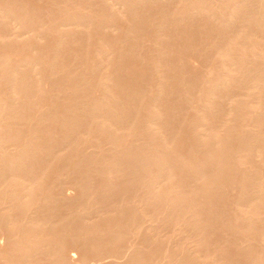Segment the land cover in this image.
I'll use <instances>...</instances> for the list:
<instances>
[{
  "label": "bare ground",
  "instance_id": "6f19581e",
  "mask_svg": "<svg viewBox=\"0 0 264 264\" xmlns=\"http://www.w3.org/2000/svg\"><path fill=\"white\" fill-rule=\"evenodd\" d=\"M0 1H1L0 2V68H1L0 70L3 71V72H0V74H2V77H1L2 82L0 81V83H2V87H0V89L2 88V90L0 91V93L6 95V96H4V95L0 94L2 97L6 98L4 100L5 102L3 103V101H2V103L0 104V133H1V135H0L1 136L0 137V201H2L3 199H5L4 201H7L6 198H8V200L11 203L10 205H13L12 203L14 202V205H17L15 207L19 208L21 206L18 210L23 208L25 213L26 212L29 213V208L31 206L34 207V208L30 209L31 212H33L34 209L38 208V210L36 212L34 211V213H32V217L29 215L30 218L27 217V215H28L27 213H26V216L22 215V214H24L23 210H21L23 213L21 211L20 212L17 211L18 214L21 213V216H23L22 220L25 217L29 218V219H28V221H26V219H25L24 222L19 221L22 223V226H23V227L21 226L22 227L21 229L23 230V234H18V232L17 231L16 232H17L19 238H21L20 237V235H21V236H24L25 240H22L23 242L20 241L22 243L18 242V244L16 246L17 247L19 246V248H17L18 250L15 249L16 255L15 254H14L15 256L11 255L15 259L17 258L16 260L13 258L14 260L10 261V259L12 257H10V256L8 257V255H10V252H12V250H14V249H11L12 245L13 244L15 245L16 243L12 242L11 243L12 245L11 244H10L11 246L9 245L11 248L7 244V246L11 250L10 252H8L9 254L6 252L7 258H10L8 260L9 264H10V262H11V264H20V263L23 264L22 262L24 261V258L22 261H20L18 259L19 255L21 256V255L25 254L24 256H26L28 254H31V253L26 254L27 252H34V254H35V252H38L39 248L42 249L43 246H45V247L47 246L46 248H48L50 246L49 245L50 242H53V241L47 240V239H49L48 236H47V239L45 237L46 241L44 240V242L35 241L33 239L36 236H37L36 238H38V235L40 238L41 233L47 232V235L49 233H51V235H50L51 237H53V233H55L54 234L55 235L54 238H55L59 234L56 231L57 229L61 230V229H65L66 227H67V229H69L68 228V226H69L70 228L72 227V229L74 231L75 229L73 228V226H76V227H77V225L81 226L80 225L81 223H79L77 225H74L72 223L76 218L80 219L79 216H81V218L83 220V217L80 213H78L80 215H78V217H77V215H76L77 212H75V210H73L74 213H71L70 211H68V209H69L68 207L64 208L62 206V204H63L62 203V204H60L62 206L61 210H62V208H64L63 212H66V215H65L62 211H60V205H56V203L58 202L57 200H59V199H60L59 202L61 203L62 202L61 198H66V199L68 198L69 199L70 197H68L69 195L67 196V192H68V190L70 191V189H71V191L72 190H74V191L78 190L80 192L82 191L81 193H83V194L85 193L84 196H86V194L88 193V190L86 191L87 192L86 193L85 191H83L86 189H83V190L78 189L84 185L83 182H84V179L86 177H80V179L77 180V182H76L75 179L78 178L77 177L78 175L76 176V178H74V180H73V177H75V176H72V179H71V180H73L72 184L68 183V181H65L68 183V185H66V184L65 185L64 184H54L53 183V185H55V188H56V189L53 188L54 190L52 188L50 189L51 186L49 187L46 185V183L48 181L45 182V179L50 178V176L54 172L53 171L51 173L50 172L51 169H49V167L51 168L52 162L55 160V158L58 155L61 154L62 151H65V152L70 151L69 154L73 155L72 153L78 152L79 148H83L81 146H84V145H81V144H83V142L85 144L86 143L85 141H87V139L89 140V136H92L95 140L98 138V136L101 137L99 134L104 135L102 138H103V140L104 139L106 140V142L108 144L106 146H109L110 150L112 149L111 152L120 151V150L116 151L115 149L121 148L120 146L125 144L127 141L129 143H131V147H132L133 146L132 144L134 142L132 143L130 138L132 136H135L137 134V132H139V131L140 132L143 131V132H141L142 136H141L140 132H139V135H136V136H138V138L143 137L145 139V143L146 142L149 143V144L146 143L145 144L146 146L151 145L152 142L153 143L155 142V144L157 145L159 150L157 147H155L156 145L153 144L152 147L150 146L147 148H150L151 150L154 149V151H152V153L154 152L153 153L154 155L150 157V155L152 153L150 152L151 154L150 153L148 154L149 149L146 151V154L149 155L148 158L150 157V162H151V159L154 158L153 161L151 162V163H153L152 164L153 169L151 170L150 173H147L148 174L147 176L143 175L144 173L142 175H140L141 176V178H140L141 183H142L141 180L146 176L144 179V184H142V187H144V188L141 191V192H143V191L144 192L142 193V195L140 192L141 196L139 195L140 198H137V199H139L138 201H137V199L135 200L136 197H134L132 199V201H135L136 203L137 202L141 203L140 202L141 199H142L143 203H146V202H148V201H146V199H148L149 200L148 203L152 204V205H149V206H152L151 208H153L154 205L159 206L162 204L164 205V207H166L167 204L170 203L169 202L170 200H166V199H169L170 197H171V199H172V197H173V199H175V197L177 195L179 196V198L176 197L177 201L179 199H181L180 201H183V202L188 200L187 204L190 205L189 200L192 201V199H196V198H193V193L191 192L192 189L194 191L197 189L199 191H202L204 188H207L208 184H210L211 182H214V181H211L212 179H209L211 177L208 178L206 175L213 177L215 175L218 176V173L221 172L220 171L221 169L220 170L218 169L220 167L219 163H218V162H220V160L218 159L219 161L218 160L216 161L215 158H218L217 156L222 157L224 155V152L227 153V151H228L231 153L234 150L231 154L225 153L226 156L228 155L227 158H225L226 157L225 155L223 158H221V159H223L222 161L224 162V163H221V164H223V168H224V166L226 168L227 165L230 163L232 165V167L230 166L232 169L228 165L227 169L230 170L228 172L231 173V170L234 171V173H231V174L229 173L228 174L229 176L227 175V173H228L226 171L227 169L225 170V172H223V174L221 173L222 175L226 174L228 177H231L230 179L229 178L226 179L227 177H226V175H224V177L222 176V178H224L222 181L229 180V182L228 181H226V182L224 181V182L226 183L227 186H230L229 183H232V181L235 180V183L237 182V184L239 185V186H237L235 184L237 187H239L237 190L239 192L238 196L236 193L237 191H235V192L231 191L234 194V196H235V194L237 196V197L235 196L236 199L232 196L233 197L232 200L235 199V201L233 202V204H231V205H233V206H231V208L232 207L234 208V209L232 208L233 210H231V211H232V214L235 211L236 214L234 213L235 215H232V218L237 219L236 220L237 222L236 221L235 222L238 223V225L232 224V223H234V220L233 221L229 220V222H230L229 224L232 225L233 230L237 227L238 229L236 228V230H235V231H237V230H239V228L242 227L241 223L243 224V226H245V224L249 223L248 225H250L251 227L245 226V227H249V229H247V228L242 229L241 228L242 231L239 230L240 232H243L245 234L246 232L244 230H253L252 229L253 226L251 224H255V222L252 223L249 221H253L255 217L258 219V221L260 218L263 219L264 215H261V214L264 213V210L262 211V209H264V179H263L264 178V0H98V1L95 0L97 3L99 2L97 4L98 8L95 7L96 11H98V9H99V11H98L99 14L97 15L96 18H94L95 16H93L94 8H93V10L90 8L92 10V13L89 12V10H90L89 8H87L88 9L87 13L84 11V9L86 8L87 5L85 6V4H83V5H81V4L85 3V0H83V2H82V0H80V2H82V3L81 4L79 3L80 7L82 6L84 8V6H85V8L83 9L84 12L82 11V9L80 10L79 7H77V6L75 7V5L78 4V0L76 2H75V0H73L72 4H68V3H71L69 1H68V3H66L65 1H67V0H65V1L61 0V2L63 1L61 5L66 3V4H68V6L70 5L69 7H73L71 5H74V2L76 3L74 5V7L71 9V10H73L71 12V14H69L71 11L70 8L69 9L66 8L68 6L63 5L61 7V5L59 4L60 6L57 5V6H59L57 8V6L54 5L55 2L52 4V2H53V0H52L51 5L52 6L54 5L53 7L50 6L52 9L57 8V9H55V11H59L58 9L60 7H61L60 9H64V6H65V8H66L65 11L61 10V14L59 15V13H58L57 14L58 16H55L56 13L54 14V12H55V11H53L54 9L51 10V8L49 7L48 9H50V10H45V11L51 12V13L48 12V14H49L48 16H45V14L47 15L46 12L41 13L42 15H40V12H39V14H36L39 16V18H42V19H38V18L36 19V17H38V16H36L35 14H32V17L34 15L36 16V17L34 16L35 18H30L32 9H30L28 7H27L28 8L27 9L26 7H24V5L21 4V2H20V4L22 6L18 5L19 2H17L16 6L11 7V5H9V2H10L9 0H8L9 2H7V0H3L4 3L5 4L8 3L7 5H9V6L5 5L4 3L2 5L1 3L3 1L2 0H0ZM12 1H14V0H11V2ZM87 1H86V3H87ZM95 1L92 0L93 3H95ZM14 2H12L10 4L14 5L15 4ZM56 2H57V0H56ZM61 2H59V3H61ZM89 2H91V0H89ZM93 3H91V4L87 3V4L90 7V5H92ZM57 4H58V2H57ZM172 4L174 7H172ZM95 5H96V3H95ZM168 5L170 6V8ZM20 6H21V8H24L23 11L20 10ZM92 6H94V5H92ZM167 6L170 10L168 8L167 9L165 8ZM217 6H218V8L214 9ZM16 7H18V8H16ZM171 7L173 9H171ZM75 8H76V10L79 9L80 11H78V12H80V13L74 12V11H76ZM67 9L69 10V12L68 11L66 12ZM87 9H85V10H87ZM25 10H27V11L29 10V12H30V13L28 12L29 15L27 14V12H24ZM35 11L36 10H34V12ZM52 11L54 14L53 16H55V17L51 16ZM96 11H95V13L97 14ZM37 12L38 11H36V13ZM32 13H33V11H32ZM44 16L46 18H44ZM121 21L125 22L123 28L124 27L125 28L127 27V28H126V30H125L126 32H125L124 29H122L120 26H118L121 28V31H124L125 33L124 32L120 33V36L122 34H124V36L123 35H122V37L119 36L118 38H122V40L121 39H120V41L118 40L119 43H121V44H119V43L116 44L117 41L115 42L114 40H117L118 38L115 39L114 35L115 34L118 35L119 31H118V33H116L117 29H118V28H116L117 27L116 26L115 27L116 32H115L114 25H115V23L119 24V22L122 24ZM196 21H198L197 26L196 25L194 26V23ZM125 24L128 26H125ZM190 24L193 27H191ZM181 25H183V27H185V30H183V27H180ZM184 25H186V26L189 25L190 29L187 28L188 26L186 27ZM120 28H119V30H120ZM181 28H182V30H181ZM186 28L188 30H186ZM113 30H114V32H112ZM184 31H186V32H184ZM40 32L42 34L45 33L44 34L45 37H46L47 33H48L47 34L48 36L50 35L49 37L51 39L48 36H47V39L44 38V39H46L45 40V42H47L46 44H41L42 34ZM100 32H102V34H103V32L104 33L108 32L109 36H110L109 32H111V34L115 33L114 35H111L112 38L114 39L112 41H114V42L110 41L111 37L108 39V37H105L106 35H104V34H103L104 35V37H103L104 42H103L102 41L103 39H101L102 36L99 35ZM187 32H189V34L191 32L192 33L189 35V34H187ZM38 34L39 35L41 34V37ZM96 34L101 36V38L99 39L98 38L99 36L97 37ZM48 38L50 39V41ZM105 38H107L110 42H108L107 39L105 41ZM47 40L51 44V46L49 45L50 47L47 45L48 44ZM108 43H113V47H117V46H114L115 44L119 45V50L117 48L114 49L112 47V44L110 46V44H108ZM145 43L149 44L148 46H150L151 49L149 47H147L148 48L147 49L145 46L147 44H145ZM41 45H43V47ZM45 45H47L46 47H49L50 51L47 50L48 48L47 49L44 48ZM18 46L19 47L21 46L24 48L22 51H24L25 54H24V52L23 53L20 52V50H16L17 53L20 52L19 54H21V55L23 54V55L20 56V58L18 56V58L21 60L18 61V59H17L18 62L15 63L14 65H12V63H14L16 61H14V59H12L10 57L12 55H14L16 57L17 53H15V54L13 53L11 56L9 55L10 57L8 56V53L10 52V54H11V51L13 49L15 50L14 47H16L17 49H20V48H18ZM34 46L35 47L41 46L43 49L41 47H40V49L38 48L40 51H43L44 49L46 51H48L49 56L48 57L46 56V58H45V59H48L47 61L44 59L41 60L40 58H37L35 56L30 55L32 53V47H34ZM144 48L147 49L148 51L150 49V51L148 52L146 50L145 53H142L143 51H145ZM116 49L118 51H116ZM33 50L37 51V50H35V48ZM16 51H13V52H16ZM46 51L44 53H47ZM48 53L45 55H48ZM35 55H37V54H35ZM40 55H42V54H40ZM40 55L38 57H40ZM180 55L182 56V58L185 57V55L190 56L189 57L190 59L192 57L191 60L189 59L190 61H192L194 59L193 60L194 62L195 61L196 62L197 61L203 62L204 64L200 62L202 65L201 69L205 68L204 69L205 71L203 72V74H202V71H203L202 70V71H200L201 75H199L200 73L197 71L198 67L196 68V71L198 73H196V74L194 73L195 69L193 70L191 68V67H193V66H191V64L194 65V63L192 61V63L188 64V66L192 69V70L191 69L190 70L193 73H191V71L189 72L188 71L189 69H188L187 70L188 72L187 71L186 72L189 73L188 74L189 76L186 75L185 71H184V70H186V68L185 69L183 68L186 65H183L185 62L182 64L183 61H181L182 59H181ZM8 57L13 60L12 63H10V62L8 63V61H10V60H8ZM41 58H42V56H41ZM187 59L188 58L186 56V58H185L186 62L189 61ZM189 62H187V63H189ZM9 64H11V65H9ZM135 64L138 65L137 67L136 66L135 67L139 70H140V68H138V67L142 66L141 67L142 69H144L143 67H145V69H144L145 71H147V72H148V70L150 71L151 75H150V73L147 74L149 78L151 77L150 82H148L149 84L147 82H145V86L148 84L149 85L148 87H150V89L147 86H146L147 89L145 88V86H141V84L144 85V83H143L144 81H142L140 84L138 83V82H140L139 79L140 80L143 79L140 76L141 74H139V75L137 74L138 76H136V78L140 77L138 80L134 77V75H132L133 79L136 80L135 82L137 83L138 86L134 85L132 83L133 80H132V82H130L132 79V76L130 75L131 69L128 70L127 66L131 65L132 71H133V68H134L133 65H135ZM182 65H183V67L181 68ZM11 66H13V67H11ZM188 66H187V68H188ZM146 68L148 70H146ZM163 68H164V70H163ZM137 69H136V73H137V71L138 72L144 71V70L139 71ZM128 71H129V73H128ZM134 71H135V68H134ZM109 72H110V74H109ZM147 72H145V73H147ZM136 73H134V74H136ZM190 73H191V76H190ZM127 74H129V76L131 78L126 76ZM131 74H133V73L131 72ZM142 74H143V72H142ZM144 74H143V76H144ZM193 74H195L196 77L198 75V77L197 78L195 77L194 80L192 79V76L194 78ZM185 75H186V77H185ZM187 77H191L192 80L191 79L187 80V79H189ZM1 78H0V80H1ZM123 78H127V79L129 78L128 80H130V81L124 79L125 80V82H124ZM185 78H187V79H185ZM43 83L51 84L52 88H50V90L53 89V93L47 94L48 90L44 89L45 86ZM0 86H1V84H0ZM42 87H43V90H45V94H46L45 96L42 93ZM231 87H234V90L235 89L238 90L239 94L237 91H236L237 93L234 91L235 93H233V94L234 95L238 94V95H235V96L231 95L232 89H233V88L231 89ZM47 88H48V86H47ZM144 88L147 90V94L144 91ZM229 88L231 89V90H229V91H231V94L230 93L228 94L229 91L228 92L226 91ZM2 91H4L5 93H3ZM148 91H150L149 94H148ZM225 91H226V94L231 96L227 100H225V101H227V103L224 102V103L228 104V105H226V106H228L227 107L228 109H226L225 107L223 108V110L225 111V114H223L224 111L221 112V114H220V111L215 113V110L218 111L215 108H218L217 104L220 103L221 100H223L221 95L223 93L225 94ZM143 93H144V95H149L146 97L147 100H144V99L142 100ZM226 94L224 95L225 97L227 96ZM43 96L45 98H46V96L48 97L47 102L43 101ZM4 98H1V99H4ZM218 99H220V100L218 101ZM144 101L145 102L147 101L145 105L143 104L145 106V108L144 107L141 108L140 111H141L142 116H143L144 112H142V111L145 109L146 114H145V116L142 117L141 113L139 111V109H140L139 107H140V105H142V104H140V102L144 103ZM194 101L197 103V104L194 103L197 106H194V104H193ZM215 101H217V104L215 103L216 105L214 104ZM180 102L184 103V104H181V107L179 105ZM43 103H46L45 104L46 106H44ZM191 103L193 105H190ZM222 103L223 102H221L220 104H222ZM220 104L218 105L219 107L222 106ZM177 105H179V107H177ZM182 105H183V107L189 105L190 107H187V109L188 108H190V110L193 109L194 114H195V115L191 114L192 111L191 112L189 111L190 112L189 114H191V115L188 114L190 119L192 118V121H193L192 122V121H190V119H188L189 122L191 123V124H189V122H188V126L191 125V128L189 127V129H190V131L192 129V132L195 135V138L197 139V141H196L195 138H193L194 135L191 137V138H193L194 143L198 142V140H199L198 143L203 142L204 144H206V140H207V142L209 141L208 144L210 143L209 146H206L207 148L208 147L210 148V146H211V149H209V148L207 149L208 151L205 150V148H206L205 146H203V147L199 146L202 148L205 147L203 150V151H205L203 153L204 156L214 155V153L216 154V152H214V151H217V150L220 151L221 150L220 149L221 144L227 141V139L223 138L222 136L229 137L230 139H232V142H234L236 144L239 141L238 138H240L241 135L244 134V136L242 137L243 139L240 138V140L241 139L243 140V141L241 140L242 142L239 141L238 145L237 144L235 145L232 143L233 145L236 146V147H233V145L231 146V148H234V149L230 150L231 148L229 147V149L227 151H226V149L224 151V148H225V145H224L223 151L221 150L223 155L218 154L220 152H217V155L214 156L215 158L211 157V159H209V156L208 157L206 156L208 159H203L205 157L201 156L202 153L199 151V156L203 157V158H200L199 156H197V157H199L200 161L202 159L205 161L206 160L212 161L214 159L212 161V163H214V161H215L218 163V165L213 166L211 164V166H213L214 169L217 166H219L217 168L219 172L217 171V169H216V171L218 173L216 171H214V169H213V170H211L212 174H206V173H208L209 167L211 168V166L209 165V163L207 164L208 161L205 162L208 165L207 166L205 163H203L204 161L202 160L203 161L202 164H199V165L203 166L205 164L207 166L206 167L207 170L204 166L203 167L204 170L202 171L203 168L200 169V167H202V166H199L196 169H198V170L200 169L201 171H198L195 169V171H193V174H194V172L197 171L195 176L191 173V171L189 173H187V176H189V177L194 176L195 179H193L191 177L190 181L191 180L192 181L197 180L198 177H199L198 180H200V179H202L201 178L202 177L201 172L207 171L206 173L205 172L203 173V174H206V175H204L205 179L203 177V180H200V181L206 180V182H208V184L204 183V185H202L203 184V182H202V184H200V185H202V190L200 188L194 189L190 186L191 187V191H190V187L187 186L189 188L188 189L189 192L192 193L191 199H190L191 194H189V192L188 193L186 192L188 194V195H186V193H185L186 188L184 186L185 191L183 189L184 192L181 191V194L184 193L187 196V198L190 195L188 199L186 198L185 195L183 196L186 199L185 201L183 200L182 195L180 193L179 194L177 193V192H179V189L177 191V188H179L177 185H176L177 186L176 190L174 189L176 191V194H175L176 196H172V195L170 196V192H171L170 190L171 189H172V191H174V190H173V188H168L170 186H174L175 182L172 180H176L174 178L179 176V174L183 173V172H180V170H179V167H180L178 165L179 162L183 163L182 169L183 168L185 169L187 167L186 164H185L186 167L184 166L185 162L188 163V165L191 162L190 160H185V159H184L185 160V162H184L183 158L182 159L179 158L180 160H179L178 164H176L175 160H177V159H175V157H173V156H170V155L174 154L177 158V155L180 154L179 153L176 155L175 152L177 150L174 148V146L173 147H171V146H172V143H173L175 137L178 134V131L181 129V128L179 129V127H182V129H183V126H180L183 124V123L180 124L181 121L182 122L185 121V123L188 121V120L186 121L187 117H184L185 120H183V118L181 117L182 115H184L186 113V112L184 113V111L183 112L181 111V110H183V109H181V108H183ZM178 111H180V112H178ZM181 113H182V115H180ZM217 113H218L219 119L216 120V118H218V117H216ZM192 115H194L195 120H193ZM214 115H216L215 116L216 118L213 117V119L212 118L209 119L211 116H214ZM185 116H187V114ZM139 117H141V119ZM137 120L141 122V123L140 122L139 123L141 124L143 130L141 128H140V130L138 128H137L138 130L136 128H134L135 130H133V131H135V132L137 131V132H136V134H135V132L133 133L135 135L130 136L129 134L131 132H133L132 131L133 127H136V121ZM209 120H212V122H213V120H215L214 121L215 124L212 123L211 121L210 122L212 124L209 123ZM216 121H218V122L216 123ZM139 123L137 122V124H139ZM140 124L137 125V127H139ZM212 125H213V127H212ZM214 125L217 127H214ZM184 127H185V124H184ZM221 130L226 131V133L227 132L231 133V135L233 133H235V134H233L234 135L233 137H236L235 141H234V138L227 133L229 136L227 134L221 135V138H223V140L226 139V141L223 142V140L220 139V134H219L221 132ZM55 131H57V132L55 133ZM182 131L183 130H180V132L178 134L179 137H180ZM93 132H95V133H93ZM192 132H189V133L191 134ZM237 133H238V135H240V137H238V135H236ZM248 133H249V135H248ZM245 134H247V136ZM128 136H129V138H128ZM136 136L134 137L135 139L133 138L135 140V143H136V140H138V142L140 143V144L139 143L138 144L141 145V146H137L138 148L136 147L137 144L135 145L136 149L138 150L139 148L144 146L143 145L144 139L142 140L143 142L141 140L139 141L140 138L136 139L137 138ZM178 136L176 137V139L178 138V140H179ZM176 139H175V142H176ZM90 140H91V142L93 141L92 139H90ZM90 140H89V142H90ZM105 140L102 142H105ZM236 140H237V142H236ZM100 142H101V140H100ZM175 142H174V144H175ZM88 143H86V144H88ZM94 144H97V145H95L96 146L95 148H94V146L91 147L92 149L94 148V150L97 149V147L99 148V146H101V145H99L98 141L96 143H94V141H93V144L91 143L90 146H92ZM204 144H202V145H204ZM79 145H81V146H79ZM129 145L127 144L126 148ZM196 145H199V144H196ZM87 146H89V145H86V147ZM90 146L88 148H90ZM9 147L10 148L13 147V149H11V150H13L12 151L13 153L10 152L11 150L9 149ZM86 147L84 146V148H86ZM124 147H123V149H124ZM153 147L157 148L156 150L158 151V154H155V152L157 153V151H155V148H153ZM196 147L197 146H195V148ZM199 147H197L198 150L202 151V149ZM226 147H227V143H226ZM107 148H105V149L107 150ZM212 148H213V150H212ZM6 149L9 150L10 154H6L7 153V152H5ZM76 149H78V150H76ZM100 149H102V148H100ZM169 149H171V150L169 151ZM97 150H99V149H97ZM127 150H128V152L126 154H129L130 156L133 152H134V154H132V155L136 154L134 149H130V152L134 150L131 153H129V149H126V151ZM151 150H149V151H151ZM173 150H176V151L173 153ZM193 150H195V149H193ZM198 150H197V152H198ZM71 151H73V152L71 153ZM83 151H85V150H83ZM107 151L109 152V150H107ZM126 151L124 150L123 152L125 153ZM79 152L82 155L81 150ZM100 152H96V153L98 154ZM108 152H107V154H109V155H111V154L115 155L116 154L115 152L114 153H108ZM141 152H144V149H143V151H141V149H140V153ZM164 152L165 153L168 152L166 155L170 154V152L173 153V154L168 155V156H170V157H168L169 159L167 158V160H166V158H165L166 164H164L165 160H163V155H164L163 153ZM206 152H209L210 154L212 152H214V153H212L210 155L209 153L206 154ZM66 153H64V155ZM118 153L119 154L121 153L120 155L123 156L122 151H120ZM187 153H186V155H187ZM88 154H91V153H88ZM142 154H144L146 156L145 153H142ZM125 155H124V157H125ZM137 155H136L137 158H136V156L134 158L139 160L140 154L137 153ZM166 155H164V157H166ZM192 155H191V157L194 156V155L193 156ZM195 155H198V154H195ZM65 156H68V155H65ZM79 156H80L79 154H77V156L75 154V156L73 155L72 157H75L74 159H76L77 157L80 158ZM95 156L92 155V157H95ZM115 156H112V157H115ZM118 156L119 155H117L116 158ZM121 156L119 157L120 159H118V158L116 159V158H112V157L111 158L113 160L116 159L115 160V163H116L117 160H120V162L122 159L124 160V158L121 159ZM145 156H143V158H145ZM154 156H156V157H154ZM194 157H196V156H194ZM194 157H193V159H194ZM84 158H86V156L85 157L83 156L82 159L80 158V160H82V162H83ZM97 158H99V157H97ZM171 158L173 160L175 159L174 162L170 161ZM184 158H186V157H184ZM112 159L110 161V162H112V165L104 162L105 167H107V164L109 165L106 168V170L103 169L108 174L105 171H102V172L106 173V174H103L101 172L98 173V174H101L100 176H102V174H103V176L105 175V177H106V178L104 177L105 179H103V177L100 178V179H103L104 182H105V180H107V176H109V178H110L113 175H115V173L112 175L111 174L112 172H110V171L114 172V170H110L108 168L113 167V169H115V172L117 170L116 168H118V166H115V167L113 166L115 163L112 161ZM131 159H132V156H131ZM135 159H134V161L138 162ZM141 159H142V156H141ZM195 159H197V158H195ZM224 159H226V160H224ZM76 160L79 161V159H76ZM123 160L121 162L122 165H123ZM181 160L183 162H181ZM89 161H88V164H89ZM124 161H126V158ZM127 161H128V158H127ZM134 161H132V162H134ZM145 161H147V160H145ZM145 161H142V163ZM200 161L197 160L195 162V166H196L197 162H200ZM226 161H228V164L225 163ZM172 162L175 163L176 166H174V165H173V167L170 166V165H172ZM192 162H193V160H192ZM78 163L75 161L74 165L75 164L78 165ZM93 163H95V161ZM118 163H119V161H117V164ZM142 163L140 162L141 165H137V164H135V165H137L136 166L137 168H138V166L142 167L144 165V163L143 164ZM217 163H215V164H217ZM79 164H81V161ZM95 164H97V163H95ZM98 164L102 166L101 163H98ZM117 164H115V165H117ZM145 164H149V162L148 163L145 162ZM74 165H73V167H75ZM81 165H79V166H81ZM125 165H126V163L124 164V167H125ZM129 165L130 164L128 163V166ZM132 165H133V163H131V167H132ZM135 165H133V166H135ZM180 165L182 166V164H180ZM191 165H192V163H191ZM53 166H54V164H53ZM79 166L75 167V168H78V171H79ZM90 166H89V168H90ZM97 166L98 165H96V168H97ZM193 166H194V163H193ZM119 167H121L120 164H119ZM148 167L145 169L148 170ZM176 167L179 170V171L178 170L177 171L180 173L176 174V176H175V173H178L175 170V169H177ZM221 167H222V165H221ZM82 168H84V167H82ZM82 168L80 167L81 170H82ZM98 168H99V166H98ZM101 168L102 167H100V169ZM121 168L123 169V167H121ZM142 168H144V167H142ZM142 168H141V170H142ZM171 168L175 171V173H174V171H172ZM190 168H192V167H190ZM190 168L188 170H191ZM128 169H130V168H128ZM134 169H136V168L134 167ZM145 169H143L144 172L147 171ZM107 170H109L110 174ZM188 170H187V172H188ZM192 170H194V167ZM82 171H84V170H82ZM119 171H123V170H121L119 168ZM119 171H118V173H119ZM132 171L135 172V170H132ZM136 171L137 172L139 171L140 174L142 173V171H140V169H137ZM223 171H224V169H223ZM48 172H50V176H48ZM213 172H216L217 174L214 173L215 175H213ZM172 173H173L174 178H171ZM190 173H191V175H190ZM209 173H210V171H209ZM86 174H87V172H85V175ZM54 175L56 177L58 174L57 175L54 174ZM116 175H118V174H116ZM182 176H184V175H182ZM238 176H241V178H239ZM218 177H217V179H218ZM137 178L139 179L138 175H137ZM207 178L210 181H208ZM58 179H57V181L59 182L60 179L59 180ZM217 179L214 178L213 180L218 182L219 180H217ZM53 180H54V178H53ZM71 180H69V181H71ZM107 181H110V180H107ZM185 181L187 182L186 178H185ZM200 181H198V182H200ZM220 181H221V179H220ZM167 182L169 185L167 184ZM198 182H197V184H198ZM44 183L46 185L45 186L46 188L49 187L50 191L53 190L52 192H56V193L54 195L51 192V194H53V195H51V194H49L50 192L48 191L49 195H47V193H45L47 195L46 196L42 192L43 196H46V197L43 201L44 204L40 202V204L44 205V206L41 207V205H40L41 209L39 211V207L35 208V205L38 203V201L37 200L33 201L34 197L32 198V195L34 194L35 191L39 192L40 190L41 191L44 190L45 189V188L43 189ZM214 183H215V185L213 183H211V184H213L214 186L220 185V183H218V185H216V182H214ZM47 184L49 185V183H47ZM50 184H51V182H50ZM105 184H107V183H105ZM105 184L101 185V186L105 187V191L103 190V193L108 190V187L106 188ZM170 184H172V185H170ZM184 184H185V182H184ZM194 184H195V181H194ZM205 184H206V187H205ZM53 185H52V187H53ZM130 185H132V184H130ZM138 185H140V184H138ZM164 185H165V187L168 186L167 188L170 189V190H168L166 188L167 192L170 191L169 193H166V191H164L165 190ZM213 185H212V187H214ZM222 185H225V184H223V182H222ZM235 185L233 184L234 189L237 188V187H235ZM107 186H108V184H107ZM109 186H111L110 183H109ZM233 186H231V187L233 188ZM86 187H88V186H86ZM103 187L102 188L99 187L101 189L100 193L102 192V189H104ZM208 187H209V185H208ZM231 187H229V188H231ZM81 188H84V187H81ZM209 188L207 189V191L210 192L211 188L210 189ZM140 189H141V187H140ZM47 190H48V188H47ZM47 190L45 189L44 192H46ZM162 190L165 194L164 193L162 194ZM41 191H40V193H41ZM78 191H76V192H78ZM197 191H195V193ZM205 192H206V190H205ZM198 193H200V192H198ZM203 193H204V191H203ZM203 193H201V194H203ZM70 194H72V193H70ZM107 194H109V193H107ZM88 195H89V193H88ZM88 195H87V197H88ZM168 195L170 196L169 198L167 197ZM194 195H196V194H194ZM81 196L79 198H85L84 196H82V197ZM89 196L90 197L92 196L91 192H90ZM141 197L145 198L146 202ZM12 200H13V202H11ZM40 200H42V199H40ZM79 200H81V199H79ZM90 200L91 199H88V201H90ZM165 200L168 201L167 204H164V203H166ZM4 201L0 202V204H2V203L5 204ZM36 201H37V203H36ZM66 201L67 200H65V202L63 204L64 206H65ZM84 201L87 203H84L83 201L78 202L84 206H82V208H81V206L79 204L78 209H77V207L75 208V209H77V211L79 210V208H81L80 210H84V208L86 207L85 205L88 204V201H86V199ZM174 201H176V200H173L171 203L174 204ZM129 202L130 201L128 199V203ZM131 202L129 204H131ZM193 202H191V203H193ZM178 203L182 204L179 201H178ZM7 204H9V202ZM30 204H31V206H30ZM32 204H35V205H32ZM38 204H37V206H38ZM173 204H169V205H173ZM184 204H186V203H183V205H181V206L178 205L179 208L181 207L180 213L183 211L185 212L186 207H184ZM10 205H8V206H10ZM133 205H135V204H133ZM138 205H135V207H138ZM3 206H5V205H3ZM130 206H132V205H130ZM139 206H142V205H139ZM146 206H148V204ZM182 206L184 207V209ZM143 207H144V205H143ZM172 207L173 206H170V210ZM191 207L189 208V206H188L190 212H191V210H190ZM5 208H6V206H5ZM8 208L9 209L13 208V211L16 210L12 206H10ZM155 208H157V207H155ZM155 208L153 209V211H155V213H157L158 211L156 212ZM160 208L162 210L160 212H163V211L165 212V209L167 210V208L162 209V207L159 206V209ZM175 208H176V205H175ZM2 209H4V207ZM58 209H59V212H57ZM144 209H146V207H144ZM176 209H178V208H176ZM176 209H174V210L177 211ZM0 210H1V208H0ZM148 210L147 211L145 210L144 212L146 213V212H148ZM168 210H169V208H168ZM170 210L168 211V213H169V214H167L168 216L170 215ZM71 211H72V209H71ZM86 211H87V209H86ZM128 211H132V207H131V209L129 208ZM172 211H173V208H172ZM172 211H171L170 217H168L167 220L168 219L170 220V218L172 219L171 216H173L174 220H175V219H177L176 218L177 216L181 215L178 213L179 211L178 212L173 211L174 214ZM37 212H38V214H36ZM60 212H62L63 216H62V214L59 215ZM78 212H80V211H78ZM84 212H85V210L82 213L85 214ZM134 212H136V211H134ZM190 212H188V213L190 214ZM259 212H260V214H259ZM2 213L4 215L3 211H2ZM150 213L151 212L146 213V215L148 216V214H150ZM166 213H167V211H166ZM34 214H36V216ZM122 214H124V212ZM141 214H143V212L140 213V215ZM152 214L153 213H151L150 216L155 215V214H153V215ZM175 214H177V215H175ZM186 214H187V212H186ZM118 215H120V214H118ZM127 215L129 216V214H126V215L124 214L122 216L126 217ZM146 215H143V216L146 217ZM157 215H159V214L157 213ZM157 215H155V216H157ZM258 215H259V217L260 216L261 217L259 218ZM74 216H75V218H74ZM130 216H132V215H130ZM234 216H236V218ZM1 217L2 218H0V223L3 224L4 222H1V220H5V219H3L5 216L1 215ZM86 217L88 218L87 215H86ZM132 217L130 219H132ZM134 217H136V216L134 215ZM144 217H142V219ZM180 217L184 218V216H179V218H178L179 220H180ZM6 218H9V217L6 216ZM18 218H17V220H18ZM127 219L129 220V218H127ZM156 219H158V218H156ZM159 219H160V217H159ZM229 219H231V218H229ZM9 220H13V219H9ZM19 220H21V219H19ZM82 220L80 219L79 221H82ZM136 220H138V219H136ZM174 220H172L171 224H169V225H171V227H174L173 226L175 224V223L173 224V222H175ZM25 221H26V223H25ZM75 221H77V220H75ZM140 221H141V219H140ZM178 221L176 222L177 227H179ZM191 221H193V220L191 219ZM191 221L189 220V222H191ZM262 221H264V220H261V222H260L261 224L264 223ZM130 222H132V221H130ZM150 222H151V224H152V222H154V221H151V217L146 218L144 220V225L142 224L143 226L142 225L141 226L142 227H144V226L149 227ZM239 222H241V223H239ZM5 223H6V220H5ZM11 223L12 222H10L9 223L10 225H9L7 222V224L9 226L6 228H7V230L11 229L8 231V233L11 232V234L14 235L13 232H15V230L12 231L13 228H11V225H12V227L13 226L15 227L16 225L14 223H16V222H14L13 224H11ZM86 223H88V221L84 222V224H86ZM184 223H185V221H184ZM256 223L259 224V222H256ZM7 224H3V225L7 226ZM84 224L82 223V225H84ZM261 224H260V226L262 227L261 229H260V226H258L259 230H260L259 231L260 236H258L257 229H255L254 227H253L254 228L253 232L254 233L256 232V234H255L256 236L261 237V239H262L261 244L263 246H261V244H260L261 240H260V242L258 241V243L260 244L261 247L258 244H257L258 245L257 247H260V249L262 250V249H264V226ZM116 225H117V223H116ZM135 225L137 226V224H135ZM169 225H166V226L168 227ZM203 225L205 227V224H203ZM203 225H202V227H203ZM234 225L236 227H233ZM239 225L241 227H238ZM18 226L19 225H17V227ZM84 226H86V225H84ZM88 226H91V225H88ZM88 226H87L88 231H89L88 228H91V231H92V229H94L96 227V226L95 227L92 226L93 227L92 228V227H88ZM118 227H120V226H118ZM138 227H140V226H138ZM151 227H152V225H151ZM6 228H3V229L6 230ZM19 228L20 227H18V230H19ZM78 228L82 229V226L78 227ZM21 229H20V232H21ZM97 229H99L98 226L96 227L95 231H97ZM170 229H172V228H169V230L167 229L168 232L170 231ZM175 229L178 231L179 228L178 229L175 228ZM199 229H200V227H199ZM71 230H70V232H71ZM80 230L78 232H80ZM82 230H84V227ZM87 230L85 228V232ZM106 230H107V228H105V231ZM108 230H111V229H108ZM130 230L132 231V229H130ZM54 231H56V232H54ZM88 231L86 233H88ZM107 231H106L105 235L108 234ZM127 231H129V230H127ZM137 231L139 233L141 230L140 231L137 230ZM177 231L174 230V232H177ZM63 232H64V230H63ZM63 232L61 230L60 234H61V236H64L62 234H66L65 237H60V236L59 237L62 239L65 238L64 241H66V238H67L66 236L69 237L70 235L67 233V231H66V233H63ZM98 232H96V233L98 234ZM171 232L174 234L173 230ZM240 232H237V233H240ZM6 233L7 232L5 231V233L2 234V237H4V236L7 237L6 238L7 241H8V239L10 241H16V242H17V239L20 240L19 238L16 239L17 236L14 237L15 240L12 239L13 236L11 234L9 235V238H8V236H7L8 233L7 234ZM93 233L96 235L95 232H93ZM117 233H118V231L116 232V234ZM143 233H144V231L143 232L141 231V236L144 235ZM148 233L149 232H147V234ZM172 233H170V234H172ZM251 233H250V235H251ZM79 234H81L85 237L84 242L85 241L89 242V240L87 239V237H88L87 235H86L87 236L86 237L84 235V233L82 234V232ZM112 234L114 236L113 231H112ZM120 234H122V233H120ZM100 235H102V233ZM110 235H111V233H110ZM145 235H146V233H145ZM161 235H163L162 232H161ZM176 235L177 234L175 233V236ZM245 235H246V237L250 236L247 234H245ZM10 236L12 237L11 239H10ZM45 236H46V234H45ZM71 236L74 237L76 235H71ZM149 236L151 237L150 233H149ZM97 237H98V235H97ZM69 238H67V239H69ZM78 238H79V235H78ZM82 238L83 237H81L80 240H83ZM94 238H95V236H94ZM120 238H121V236H120ZM143 238H144V241L147 240V239H145L147 237L144 236ZM32 239L36 243L32 244V246H31V240ZM56 239H57V237L55 238V240ZM73 239H76V238L74 237ZM95 239L97 240V238H95ZM111 239L114 240L113 238H111ZM259 239L260 238H258V240ZM51 240H54V239L51 238ZM59 240H56V241L58 242ZM90 240H92L91 237H90ZM27 241H29L30 247L28 245V247L27 248L25 247L24 250L22 249L23 252H21L22 250L20 247H24V245L26 246L28 243L24 244V242H27ZM56 241H55V244H56ZM72 241L74 242V240H72ZM107 241H108V239H107ZM94 242H97V241H94ZM111 242L107 243V244L104 243V244H105V246H107L108 244L111 245ZM228 242H229V240H228ZM71 243L69 245H71ZM196 243H197V241H196ZM21 244H23V245L21 246ZM62 244H64V243H62ZM104 244L102 243V246ZM77 245L78 244H76V246ZM97 245L99 247V244H97ZM16 246H14L13 248H16ZM54 246L51 249H55ZM66 246L67 245H65V247ZM72 246L73 245H71V249L69 251L65 250L67 248L64 249L67 252V255L68 254L70 255L71 253H73L71 256H73L74 253L76 255L78 254L77 251H78V248L80 246H78V248H76V249L72 248ZM94 246H92L91 248H93ZM105 246H103V247H105ZM74 247H75V245H74ZM109 247L110 246H108V249L106 248L107 250L104 248L105 251L101 250L100 254H102V251H103V253H106L105 255H103V254H102V256L100 254L97 255L96 252L100 251V250H97L94 253L95 255L93 254L94 256L93 255L92 256L90 255V256L95 257V259H96V255H97V258H99L98 256L100 255V258L101 257L104 258L103 260L101 258V261H104L105 257L110 254L109 253L110 251L108 252V250L110 249ZM57 248L58 247H56V250H58ZM27 249H28V251H26ZM101 249H103V248H101ZM131 249H133V248L131 247ZM257 249H259V248H257ZM19 250H21V251H19ZM113 250L111 249V253H112L110 255L111 259L114 256H116V254L113 252ZM261 250L257 251V252H254V250L252 251L253 253H256V254L258 252L262 253V255L260 254L261 256H259L258 258L256 257L257 259H255V260L253 257H251V258H253L254 261L252 259H249V260L246 259L247 261H249V264H264V253H263V250H262V252H261ZM17 251L20 252V253L18 252L19 255H17L18 254ZM24 251H26V253H24ZM52 251H50V252H52ZM163 251L165 252V250H163ZM44 252H45V249H44ZM58 252L60 253L59 250H58ZM107 252L109 254H107ZM21 253H24V254H21ZM39 253H41V251H39ZM253 253L251 254L252 256H254ZM36 254H38V253H36ZM50 254H52V253H50ZM35 255H31V258H33L32 256H35ZM56 255H58V254H56ZM65 255L66 254H64V256ZM119 255H117V256H119ZM258 255L259 254H257L256 256H258ZM3 256H4V254H3ZM16 256H18V257H16ZM170 256H172V255H170ZM46 257H48L47 261H49L48 259H50L49 258L50 256L48 255ZM65 257H64V259H68L67 257L66 258ZM77 257H80V255ZM166 257H168V256L165 255L164 258H166ZM27 258L28 257H26V259H25L26 263L28 262L27 260L31 261L29 264L33 263L32 260H30L31 259L30 257L28 259ZM51 258H53V257H51ZM54 258L56 260V257H54ZM61 258H63V257L61 256ZM69 258H71V257H69ZM107 258H109V257H107ZM117 258H116V261L118 260ZM121 258H122V256L120 255L119 260ZM158 258L159 259H156V260H158V261L162 260V256L160 257V255H159ZM248 258H250V257H248ZM21 259H22V257H21ZM78 259H76V260H78ZM114 259H115V257H114ZM58 260H59V258H58ZM61 260H59V261H61ZM87 260H88V258H87ZM92 260H93V258H92ZM51 261H53V260H51ZM98 261L100 262V259ZM106 261L108 262V260H106ZM112 261L115 262V260H112ZM112 261H109V263L110 264L114 263ZM150 261L151 260L149 259V262ZM250 261H253V262L250 263ZM35 262H34V264H35ZM65 262H67V261H65ZM107 262H105L104 264H106ZM117 262H119V261H117ZM120 262L122 263L121 260H120ZM152 262H154V261H152ZM152 262H150V263H152ZM156 262H155V264H156ZM5 264H7V261L5 262ZM53 264H57V263H53ZM63 264H64V262H63ZM115 264H117V263L115 262Z\"/></svg>",
  "mask_w": 264,
  "mask_h": 264
},
{
  "label": "rangeland",
  "instance_id": "374dc122",
  "mask_svg": "<svg viewBox=\"0 0 264 264\" xmlns=\"http://www.w3.org/2000/svg\"><path fill=\"white\" fill-rule=\"evenodd\" d=\"M3 1V0H2ZM10 1V2H9ZM7 0V2H9V5H11V7H14V6H16V4H17V2H19L18 3V5H24V7H28V8H30V9H32V11H33V13H32V11H31V17L30 18H35L36 16H38V15H36V14H39V12H40V15H42L41 13H47V15L45 14V16H48L49 14H48V12L49 13H51L50 11H45V10H50V9H48L50 6L51 7H53L54 5L55 6H57V5H61L62 4V2L63 1H65V0H63L62 2H61V0H57V2H58V4H57V2H56V0L54 1L53 0V2H52V4L54 3V5L52 6L51 5V1L52 0H14V1H12V2H14L13 4L14 5H12V4H10V3H12L11 2V0ZM68 1L69 2H71V3H68ZM72 1L73 0H67V1H65L66 3H68V4H72ZM77 0H75V2H76ZM86 1L87 0H85V3H82L83 2V0H82V2H80V0H78V4H76L75 2H74V5H75V7L77 6V7H79L80 8V10L82 9V11H83V9L85 8V6H86V8L85 9H87V8H91L92 10H93V8H94V12H93V16H95L94 18H96L97 17V15L99 14L98 13V11H99V9H98V11H96L95 9V7H97L98 5V3L95 1V0H93V1H95V3H96V5H95V3H93L92 2V0H91V2H89V0L87 1V3L89 4H91V3H93L92 5H94V6H92V5H90V7L88 6V4L86 3ZM98 1V0H97ZM1 2V1H0ZM6 2V3H7ZM20 2H21V4H20ZM59 2H61V3H59ZM3 3H4V1L1 3L2 5H3ZM66 3H64L63 5H66V6H68V4H66ZM79 3L81 4V5H83V4H85V6H84V8L82 7H80V5H79ZM5 4V3H4ZM8 4V3H7ZM7 4H5V5H7ZM4 5V6H5ZM9 5H7V6H9ZM17 5V6H18ZM21 5V6H22ZM59 5V6H60ZM63 5H61V7L63 6ZM74 5H71V6H73L74 7ZM21 6H20V10H24V8H21ZM59 6H57V8L59 7ZM70 6V5H69ZM66 7V8H70V10L73 8V7ZM92 6V7H91ZM169 6V5H168ZM168 6L167 7H165L166 9L168 8ZM50 7V8H51ZM60 7V8H61ZM172 7H174L173 6V4H172ZM171 7V9H173ZM16 8H18V7H16ZM25 8V9H26ZM27 8V9H28ZM57 8H55V9H57ZM58 9L59 11H55V9L53 10L52 8H51V10H53V11H55L54 12V14H55V16H58L57 14L59 13V15L61 14V10H63V11H65V6H64V9ZM98 8V7H97ZM164 8V9H165ZM169 8H170V6H169ZM168 8V9H169ZM218 8V6L217 7H215L214 9H217ZM220 8V7H219ZM66 10V12L68 11L69 12V10ZM84 9V11L87 13V11H88V9L87 10H85ZM89 10V12H91L92 13V10ZM29 10L27 11V10H25L24 12H27V14H28V12H29ZM34 10H36V11H38L37 13H36V11L34 12ZM75 10H76V8H75ZM79 9H77L76 11H74V12H76V13H80V12H78V11H80ZM170 10V9H169ZM42 11V12H41ZM53 11H52V15L51 16H53L54 14H53ZM62 11V12H63ZM73 10H71L70 11V13L69 14H71V12H72ZM83 11V12H84ZM95 11L97 12V14L95 13ZM73 12V13H74ZM30 13V12H29ZM82 13V12H81ZM32 14H35L33 17H32ZM89 14V13H88ZM95 14V15H94ZM29 15V14H28ZM44 15V14H43ZM44 16V18H46ZM55 16H53V17H55ZM92 16V17H93ZM41 17V16H40ZM43 17V16H42ZM42 19V18H39V16L38 17H36V19ZM43 18V19H44ZM122 22V21H121ZM197 22L198 21H196L195 23H194V26L196 25L197 26ZM124 23L125 22H122V24L119 22V24L118 23H115V25H114V29H115V27L116 28H118L117 29V32H116V29H115V32L116 33H118V31H119V33H118V35H116L115 33V35L112 33L111 34V32H109L110 33V36L108 35V32H103V34L104 35H106L105 37H108V39L110 38L111 40L110 41H112V40H114L113 38H112V36L111 35H114L115 36V39H117L119 36H120V33H122V32H124L125 30H126V28L124 27L123 28V26H124ZM118 24V25H117ZM121 24V25H120ZM191 25V24H190ZM118 26H120L122 29H124V31H121V28L120 27H118ZM125 26H128V25H126L125 24ZM184 26H186V25H184ZM188 26V27H187ZM186 27L187 28H189L190 29V26L189 25H187ZM180 27H183V25H181ZM191 27H193L192 25H191ZM119 28H120V30H119ZM186 28V30H188ZM181 30H182V28H181ZM183 30H185V27H183ZM121 31V32H120ZM191 31V30H190ZM112 32H114V30L112 31ZM126 32V31H125ZM124 32V33H125ZM184 32H186V31H184ZM41 33V32H40ZM170 33V32H169ZM192 33V32H191ZM190 33V34H191ZM42 34V33H41ZM41 34L39 35L40 37H41ZM45 34V33H44ZM44 34H42V37L44 36ZM48 34V33H47ZM46 34V37L44 36L43 38L41 37V39H42V42H41V44H46L47 42H45V40L47 39V35ZM50 34V33H49ZM99 34V33H98ZM102 34V32H100V34L99 35H101L102 36V38H101V36H99V35H97V37L100 39H103V37H104V35ZM168 34V33H167ZM187 34H189V32H187ZM189 34V35H190ZM123 36H124V34H122ZM122 35L120 36V37H122ZM171 35V34H170ZM50 36V35H49ZM48 36V37H49ZM113 36V37H114ZM52 37V36H51ZM96 37V38H97ZM44 38H46V39H44ZM50 38V37H49ZM48 38V39H49ZM51 39V38H50ZM50 39H49V41H50ZM106 39L107 38H105V41H106ZM107 39V40H108ZM120 39L122 40V38H118L117 40H114L115 42L117 41V43L116 44H118L119 43V41H120ZM119 40V41H118ZM48 41V40H47ZM49 41H48V46L50 45L51 46V44L49 43ZM103 42H104V39L102 40ZM109 40H108V42H110ZM114 41H112V42H114ZM45 42V43H44ZM108 44H110V46H111V44H112V47H113V43H108ZM114 45V46H117V47H113L114 49L115 48H117L118 50H119V45ZM119 44H121V43H119ZM145 44H147V43H145ZM47 45H45V47L44 48H48L47 50L48 51H50L49 50V47H46ZM149 44H147V45H145L146 46V48L147 47H149L150 49H151V47L150 46H148ZM42 47H43V45H41ZM41 46H38V47H32V53L30 54V55H32V56H35V57H37V58H40L41 60L42 59H44V60H48V59H45L46 58V56L48 57L49 56V53H48V51H46L45 49L43 50V51H40L39 49H40V47ZM17 47V46H16ZM16 47H14L15 48V50L13 49L12 51H11V54H10V52L8 53V56L10 55H12L13 53L15 54V53H17V51L16 50H20V52H24V51H22L24 48L23 47H19L18 46V48H20V49H17ZM41 47V48H42ZM35 48V50H37V51H34L33 49ZM39 48V49H38ZM43 49V48H42ZM116 49V51H118ZM148 49V48H147ZM147 49H145L144 48V50L145 51H143L142 53H145L146 52V50ZM150 49H149V51H150ZM40 52H39V51ZM13 51H16V52H13ZM47 52L48 53V55H45V54H47V53H44V52ZM148 51V50H147ZM148 51V52H149ZM19 52V51H18ZM19 52V53H20ZM39 52V53H38ZM42 52V53H41ZM19 53H17L16 55V57L14 56V55H12L10 58H12V59H14V61H16V62H14V63H12L13 62V60L12 59H10L9 57H8V60H10V61H8V63L10 62V63H12V65H14L15 63H17L19 60H21V59H19L20 58V56H22L21 54H19ZM44 53V54H43ZM24 54H25V52H24ZM35 54H37V55H35ZM40 54H42V55H40ZM40 55V57H38ZM44 55V56H43ZM114 55V54H113ZM183 55V54H182ZM18 56H19V58H18ZM41 56H42V58H41ZM186 56H187V60H189L190 58V56H188V55H185V57H183L182 58V56L180 55V57H181V61H183L182 62V64L183 65H186V66H184L183 67V65L181 66V68L183 67L184 69L186 68V70H184L185 71V74L186 75H188L189 73H187L188 71L190 72L192 69L194 70V73L196 74V73H200V71H202V74H203V72L205 71L204 69L205 68H203V69H201L202 68V65H201V63H203V62H201V61H193V63H194V65L193 64H191V66H193V67H189L188 66V64H190V63H192V61H190L191 59H192V57H191V59L189 60V61H187V62H189V63H187L186 61H185V58H186ZM15 57V58H14ZM22 58V57H21ZM112 58V57H111ZM17 59H18V61H17ZM184 59V60H183ZM112 60V59H111ZM197 60V59H196ZM199 62V63H198ZM201 62V63H200ZM131 64V63H130ZM138 64V63H137ZM137 64H135V65H133L134 66V68H135V71H134V68H133V71H132V66L131 65H126L128 68V70L129 69H131V71H130V75L132 76V75H134V77L136 78V76H138L139 74H141L140 76L144 79H142V80H140L139 78L140 77H138V78H136L137 80L139 79V81L140 82H138L139 84L142 82V81H144L143 83H144V85L143 84H141V86H145V82H150V79H151V77L149 78L148 77V75L147 74H149L150 73V71L146 68V70H148V72L147 71H145L144 69H145V67H143L144 69H142L141 67H138V68H140V70H144V71H142L143 72V74L145 73V72H147V73H145L144 74V76H143V74H142V72L139 70V69H137L136 67L139 65H137ZM204 64V63H203ZM9 65H11V64H9ZM8 65V66H9ZM200 65V66H199ZM16 66V65H15ZM136 66V67H135ZM140 66V65H139ZM187 66H188V68H187ZM196 66V67H195ZM11 67H13V66H11ZM131 67V68H130ZM198 67V68H197ZM196 68H197V71H196ZM1 69V68H0ZM136 69L137 70H139L140 72H138L137 71V73H136ZM168 69V68H167ZM189 69V70H188ZM191 69V70H190ZM163 70H164V68H163ZM188 70V71H187ZM187 71V72H186ZM0 72H3L2 70H0ZM131 72L133 73V74H131ZM128 73H129V71H128ZM134 73H136V74H134ZM191 73H193L192 71H191ZM191 73H190V76H191ZM109 74H110V72H109ZM138 74V75H137ZM195 74H193L194 75V78H193V76H192V79L194 80L195 79V77H196V75ZM150 75H151V73H150ZM149 75V76H150ZM186 75H185V77H186ZM199 75H201V73L199 74ZM126 76H128L129 78H131L130 76H129V74H127ZM189 76V75H188ZM213 76V75H212ZM2 77V74H0V78ZM197 77H198V75H197ZM196 77V78H197ZM128 78V79H129ZM148 78V79H147ZM187 78H189V79H187ZM187 78H185V79H187V80H190L191 79V77H187ZM128 80L127 78H123V80ZM191 79V80H192ZM125 80H124V82H125ZM132 80H133V82H132ZM147 80V81H146ZM1 82H2V78H1V80H0ZM128 81H130V80H128ZM136 80L135 79H133V76H132V79H131V81L130 82H132L134 85H137V83L135 82ZM135 82V83H134ZM146 83V84H147ZM1 84V86L0 87H2V83H0ZM44 84V86H45V88L44 89H47L48 90V93L47 94H50V93H53V89L52 90H50V88H52V85L51 84H45V83H43ZM42 84V85H43ZM149 84V83H148ZM146 85L147 87L149 86V85ZM43 86V87H44ZM47 86H48V88H47ZM138 86V85H137ZM145 86V88L147 89V87ZM43 87H42V93H43V95L45 96L46 94H45V90H43ZM144 88V91L146 92V94H147V90ZM149 89H150V87H148ZM233 88V89H232ZM148 89V90H149ZM232 89V94H231V91H229V90H231ZM231 89L229 88L228 90H226L227 92H228V94L230 93L231 95H234L233 93H235L236 91L238 92V90H234V87H231ZM2 90V88L0 89V91ZM46 90V91H47ZM52 91V92H51ZM226 91H225V94H226ZM235 91V92H234ZM3 93H5L4 91H2ZM144 92V93H145ZM149 92L150 91H148V94H149ZM236 92V93H237ZM144 93H143V98H142V100L144 99V100H147L146 99V97L147 96H149V95H144ZM241 93V92H240ZM0 94H2V93H0ZM224 94V93H223ZM221 95L222 96V99L223 100H221V102H226L227 103V101H225V100H227L229 97H231L230 95H228V94H226L227 96L225 97L224 95ZM238 94H239V92H238ZM238 94H235V95H238ZM2 95H4V96H6L5 94H2ZM234 95V96H235ZM1 96V95H0ZM43 96V101L44 102H47V96H46V98ZM49 96V95H48ZM220 96V97H221ZM1 98H4V97H0V104L2 103V101H3V103L5 102L4 100L6 99V98H4V99H1ZM45 98V99H44ZM220 99H218V101H219ZM147 102V101H146ZM146 102L144 101V103H141L140 102V104H146ZM166 102V101H165ZM220 102V103H221ZM194 103H196L195 101L193 102V104ZM217 104V101H215L214 102V104ZM220 103H218L217 104V107L218 108H215V109H217L218 111H216L215 110V113L216 112H219L220 111V114H221V112H223L224 110H223V108L225 107L226 109H228L227 107L228 106H226V105H228V104H226V103H222V104H220ZM44 104V106H46L45 104L46 103H43ZM139 104V105H140ZM179 104V103H178ZM181 104H184V103H181L180 102V107H181ZM192 103L190 104V105H193ZM197 104V103H196ZM215 104V105H216ZM222 105L221 107H219L218 105ZM140 105V109H139V111L141 110V108H145V106L143 105ZM179 105H177V107H179ZM185 106V105H184ZM194 106H197V105H195L194 104ZM193 106V107H194ZM182 107H183V105H182ZM187 107H190L189 105L188 106H185V107H183V108H181V109H183V110H181L182 112L184 111V115H182V113L180 114V115H182L181 117L183 118V120H185L184 119V117H187L186 118V121L188 120V119H190V117L188 116V114L192 111V113L191 114H194V111H193V109H191L190 110V108H188L187 109ZM45 108V107H44ZM221 108V109H220ZM178 109V108H177ZM180 109V108H179ZM186 111H185V110ZM220 109V110H219ZM225 109V110H226ZM222 110V111H221ZM190 111V112H189ZM227 111V110H226ZM142 112H144L143 114V116H145V109L142 111ZM178 112H180V111H178ZM140 113H141V111H140ZM214 113V114H215ZM187 114V116H185ZM191 114H189V115H191ZM223 114H225V111L223 112ZM195 115V114H194ZM194 115H192L193 116V120H195L194 118ZM217 115V116H216ZM216 115H214V116H211L209 119H213V117H218V113L216 114ZM141 116H142V113H141ZM142 116V117H143ZM220 116V115H219ZM215 117V118H216ZM140 119H141V117H139ZM214 118V119H215ZM217 119H219V117L218 118H216V120ZM142 121V120H141ZM190 121H192V118L190 119ZM212 122V120H209V123H211ZM215 120H213V122L212 123H214L215 124V122H214ZM137 122L139 123L140 121H136V127H133V129H132V131L133 130H135L134 128H138L139 130H140V128L143 130V128H142V126H141V122L139 123L140 124V126L139 127H137V125H139V124H137ZM188 122H189V120L185 123V121L184 122H182L181 121V123L180 124H182V125H180V126H183V129H182V127H179V129L180 130H183L182 131V133H181V135H180V137L178 136V134H179V132H180V130L178 131V134H177V136L179 137V140H178V138L176 139V137H175V139H176V142H175V139H174V141H173V143H172V146L171 147H173L174 146V148L177 150H173V153L175 152V154L177 155V154H179V155H177V158H176V156L172 153V152H170V154H173V155H170V154H168V155H170V156H173V157H175V159H177V160H175L176 162V164H178V162H179V158H183V161L185 162V160H190L189 162V165H188V163H184V166H185V164L187 165V169L185 168H183L182 169V167H183V163H180L179 162V170H180V172H183L182 174H179L180 172H178L179 170H178V168L177 169H175L178 173H175V171L172 169V171H174V173H175V176H176V174H179V176H177L176 178H174L173 177V173H172V176H171V178H174V179H176V180H172V181H174L173 183L175 184L174 186H170V187H168V186H166L165 187V185H164V191H166L168 188H173V190L175 189L176 190V187L178 186L179 188H177V191H178V189H179V192H177L178 194L180 193L181 194V191H183V189H184V191H185V188H186V191H185V193L187 192H189V188L188 187H192V188H194V189H197V188H200L201 190H202V185H204V183H206V184H208V182H206V180H204V181H200V180H203V177H204V175H206V174H212L211 172V170H213L214 169V167L213 166H216V165H218V163H219V166L221 167V165H222V167L220 168L219 166H217L215 169H214V171H216V169L218 168L221 172H219L218 171V169H217V171L219 172H217L218 173V176L220 177H218V176H216L214 173H216V172H213V175H215V176H213L214 178H216L217 179V177H218V179L217 180H219L218 182L217 181H215V180H213L214 178L212 177V176H209V175H206L208 178L209 177H211V178H209V179H212L211 181H214V182H216V185H218V183H220V185L219 186H214L215 185V183L214 182H211V183H213V184H211L210 182V184H208L209 185V187L211 186L212 187V185L214 186V187H208V185H207V188H204L202 191H199L198 189V191L197 190H195V191H197L196 193H195V191L192 189V191H191V187H190V191L193 193V198H196V199H192V201L191 200H189L190 202V205L189 204H187V201H185L186 199H185V197H183L185 194L184 193H182L181 195H182V198H183V200L185 201V202H183V201H180L181 199H179L178 201L179 202H183V203H186L188 206H189V208L191 207V212L189 211V208H188V206L186 205V204H184V207H186L185 208V212L183 211V212H181L180 213V208H179V206H181V205H183V203L182 204H179L178 203V201H177V198H179V196L177 195H175L176 194V191L174 190V191H172V189L170 190V189H168V190H170L169 192H170V196L172 195V196H176L175 197V199H173V197H172V199H171V197L168 195L167 197L169 198V199H166V200H170L169 202L170 203H168L167 204V202L168 201H166V203H164V204H167V206L169 205V204H173V203H171L173 200H176V201H174V204L173 205H169L168 207L166 206V207H164V205L162 204V205H159L160 207H162V209L164 208H167V210L165 209V214L163 213V212H160V211H162L161 210V208L159 209V206L158 205H154L153 206V208H151L152 206H149V205H152L151 203H148L149 202V200L148 199H146V201H148V202H146L145 201V198H143V197H141V198H143V200L146 202V203H143V201H142V199L140 200V202L142 203H139V202H135V201H132V199L134 198V197H136L135 198V200L137 199V198H140L139 197V195H140V192L143 190V188L144 187H142V184H144V179H145V177L148 175L147 173H150L151 172V170L153 169L152 168V164L153 163H151L152 161H153V159H151V162H150V157L151 156H153L154 154V152L152 153V151H154V149H150V148H147V147H152L153 146V144L154 145H156L155 144V142L153 143H151V145H148V146H146L145 144L147 143H145V139L143 138V137H139L138 138V136H136V135H139V132H137V134H136V132L135 131H133V132H131L129 135L131 136V135H135L137 138L136 139H139V141L141 140H143L144 139V148L143 147H141V148H139L138 150L136 149V147L137 146H141V145H139L140 143L138 142V140H136V143H135V136H132L131 138H130V140H131V142L133 143L132 145V147H131V143H129L127 140V142L125 143V144H123L122 146H120L121 148H116L115 150L117 151V150H120V151H122V155L123 156H121L118 152H120V151H118V152H115L116 154V156L117 155H119L117 158L118 159H120L119 157L121 156V159L122 158H124V160H125V158H126V161H124L123 159V165L121 164V162H122V160H121V162H120V160H117V161H119V163L117 164V161H116V163H115V160L117 159L116 158V156L113 154H111L112 156H115V157H112L111 155H109V154H107V150H109V152L108 153H114V152H111V150L109 149V146H106V145H108L107 144V142H106V140H105V142H102V141H104L103 140V136L104 135H101V134H99L101 137H99L98 136V138L97 139H95L94 140V138L92 137V136H89V140L90 139H92L93 141H94V143H96L97 141H98V143H99V145H101V146H99V148L97 147V149H99V150H97V149H95L94 150V148L96 147L95 145H97V144H94V145H92V146H90L91 145V143L93 144V141L91 142V140H90V142H89V140L87 139V141L89 142H87V141H85L86 143H88V144H86V145H89L90 146V148L91 147H93L94 146V148L92 149H90V148H88L89 146H87L86 147V145L84 144V142H83V144H81V145H84L86 148H84V146H81V145H79V146H81V147H83V148H79V150L78 149H76V150H78V152H76V153H72L73 151H71V153L75 156V154H76V156H77V154H79L80 156V158L82 159V157L84 156H86V158H84L83 159V162H82V160H80V158H76V159H79V161L78 160H76V159H74L75 157H72L73 155H71V154H69L70 153V151L68 152V151H62L61 152V154L60 155H58L56 158H55V160L52 162V164H51V168L49 167V169H51L50 170V172L52 173L53 171V173L54 174H58L56 177H55V175L52 173V177L50 176V172H48V176H50V178H46L45 179V182L46 181H48L47 183H49V185L46 183V185L47 186H51L50 187V189L52 188H55V185H53V183L54 184H66V185H68V183H70V184H72L73 183V180H74V178H76V176L78 177L77 179H75V181L77 182V180H79L80 179V177H86L85 179H84V185L83 186H81V187H84V188H78L79 190H83V189H86V190H83V191H87L88 190V193H89V195H90V192H91V197L88 195V193L86 194V196H84V194L83 193H81L80 191H78V190H76V191H78V192H76V191H74V190H72L71 191V189H70V191L68 190V192H67V196L68 197H70L69 199L67 198H61L62 199V202L60 203L59 201H60V199L59 200H57L56 202V205H60V204H64V202H65V200H67L66 201V203H65V206L62 204V206L65 208V207H68L69 209H68V211H70L71 213H74V211L73 210H75V212H77L76 213V215H77V217H78V215H82V217H83V220H82V218H81V216H79L80 217V219L82 220V221H79L80 219H75V220H77V221H73L72 223L74 224V225H77V224H79V223H81L80 225L82 226V229H83V227H84V230H82L81 228H78V227H81V226H78L77 225V227L76 226H73V228L75 229L74 231H73V229H72V227L70 228L69 226H68V228L69 229H67V227L65 228V229H61L62 230V232H63V230H64V232L63 233H66V231H67V233L70 235L69 237L68 236H66L67 238H69V239H67L66 238V241H64V239L65 238H60V237H65V235L66 234H62V235H64V236H61V234H60V232H61V230L60 229H57L56 231H57V233H59L58 234V236H56L57 237V239L56 240H59L58 242L55 240V238H54V234L55 233H53V237H51L50 235H51V233H49L48 235H47V232H45V233H41V236H40V238H39V235H38V238H33L35 241H40V242H44V240H45V237H46V239H47V236H48V238L49 239H47L48 241H53V242H50V248L48 249V248H46L45 246H43L42 247V249L41 248H39V251H41V253H39V251L38 252H35V254L36 253H38V254H34V252H27L26 253V251H28V249L26 250V251H24V253H26V254H28V253H31V254H28V255H26V256H24L25 254L24 253H21V254H24V255H19V251H21L22 249L24 250L25 249V247L27 248L28 247V245L30 244L29 243V241H27V242H24V244L25 243H28L26 246L24 245V247H20L21 248V250H19V251H17V255H19V260L20 261H22L23 260V258H24V261L22 262L23 264H29L31 261H29V260H27L28 262L26 263V261H25V259H26V257H30L31 258V255H35V256H32L33 258H31L30 260H32V262L33 263H31V264H34V262H35V264H53V263H57V264H63V262H64V264H104L105 262H107L106 260H108V262L106 263V264H110L109 263V261H112V260H115V262L117 263V264H133L134 262V264H149L150 262H152V261H154V262H152V263H150V264H155V262H156V264H249V261H247L246 259H252L253 260V258H254V260L255 259H257L259 256H261L262 255V253H257V254H259L258 256H256L257 254L256 253H253L252 251L254 250V252H257V251H260L261 249H260V247L261 246H263L261 243H262V239H261V237H258V236H260L259 235V227L258 226H260V222H261V220H264V217H263V219L262 218H260L259 217V215H258V217L260 218L259 219V221H258V219L256 218H254V220L253 221H249V222H252V223H254L255 222V224H251L255 229H257V234H258V236H256L255 234H256V232L254 233L253 231H254V228L252 227V229L253 230H244L246 233L245 234H247V235H250V233H251V235L250 236H247L246 237V235L243 233V232H240V231H242V229L244 228H247V229H249V227H251L250 225H248V224H245V226H249V227H245V226H243V224L241 223V222H239V223H241V225H242V227L239 225L238 227H241V228H239V230H237V231H235L236 230V224L238 225V223H236L237 221V219H234V218H232V215H235L236 213H235V211L233 212V214H232V211L231 210H233L232 208H231V206H233V205H231V204H233V202L235 201V199H236V197L238 196V194H239V192L237 191L238 190V188L239 187H237V186H239L238 184H237V182L235 183V180L234 181H232V183H229L230 184V186H227L226 185V181H228L229 182V180H224V181H222L224 178H222V176L224 177V175H226V174H224V175H222L223 174V172H225V170L227 169V167H228V165H229V167L231 166L232 167V165L229 163L228 164V161H226L225 163L226 164H228L227 165V167L225 168V166H224V168H223V164H221V163H224L222 160L223 159H221V158H223L224 157V155L226 156V154L228 153H230V152H228L227 150L229 149V147L231 148V146L233 145V144H235L234 142H232V139H230L229 137H224V136H222L223 138H226L227 139V141H226V139H224L223 140V138H221V135H223V134H227L226 133V131H224V130H221V132L219 133L220 134V139H222L223 140V142L224 141H226V142H224V143H222L221 144V147H220V149L223 151V148H224V145H225V148H224V151H225V149H226V151H227V153L226 152H224V155L222 154V151L220 150V151H214V152H216V154L214 153V152H212V153H214V155H211L209 152H206V154L207 153H209L211 156H209V155H206L207 157L209 156V159H211V157H213V158H215L214 156H216L217 155V152H220V153H218V154H222L221 156L222 157H219V156H217L218 158H215V160L217 161L218 159L220 160V162H215L214 161V163H212V161L214 160L213 158V160L211 161V160H206V161H208L207 162V164L209 163V165L211 166V164L213 165V166H211V168L209 167V171H210V173H209V171H208V173H206L205 171V173L206 174H203L204 172H201V178L202 179H200V180H198V178H197V180H191L190 181V178L192 177L193 179H195L194 178V176H195V174H196V172H194V174H193V171H195V169L196 168H198L199 166H202V165H199V164H202V162L203 163H205L206 161L205 160H203V159H208L206 156H204L203 155V153L205 152V151H203L204 150V148L206 147V146H209V144H208V142H207V140H206V144H204L203 142L200 144V143H198L199 142V140H198V142H195L194 143V141H193V138H195V135L193 134V132H192V129H191V131H190V129H189V127L191 128V125L190 126H188ZM193 122V121H192ZM218 121H216V123H217ZM211 123V124H212ZM184 124H185V127H184ZM189 124H191L190 122H189ZM188 126V127H187ZM212 127H213V125H212ZM214 127H217V126H215L214 125ZM137 129V130H138ZM57 131H55V133H56ZM135 132V134H133ZM141 132H143V131H141ZM140 132V134H141V136H142V133ZM189 132H192L191 134L189 133ZM93 133H95V132H93ZM239 133V132H238ZM238 133L236 134V135H238ZM229 135H231V133H228ZM227 134V135H228ZM233 134H235V133H233ZM231 135L232 137L234 136V135ZM0 135H1V133H0ZM92 135V134H91ZM96 135V134H95ZM191 135V136H190ZM194 135V137L193 138H191L192 136ZM228 135V136H229ZM246 136H247V134H245ZM248 135H249V133H248ZM94 136V135H93ZM97 136V135H96ZM230 136V137H231ZM244 136V134L243 135H241V137H240V135H238V137H240V138H242ZM1 137V136H0ZM91 137V138H90ZM100 138V139H99ZM128 138H129V136H128ZM134 138V139H133ZM142 138V139H141ZM229 138V139H228ZM234 138V141H235V138L236 137H233ZM240 138H238L239 139V141H241L240 140ZM99 139V140H98ZM237 139V140H238ZM100 140H101V142H100ZM129 140V139H128ZM190 140V141H189ZM195 140L197 141V139L195 138ZM237 140H236V142H237ZM229 141V142H228ZM238 141V142H239ZM243 141V140H242ZM241 141V142H242ZM143 142V141H142ZM174 142H175V144H174ZM238 142L236 143L237 145H238ZM139 143V144H138ZM226 143H227V147H226ZM233 143V144H232ZM129 145V146H127V148H126V145ZM137 144V145H136ZM147 144H149V143H147ZM174 144V145H173ZM177 144V145H176ZM191 144V145H190ZM196 144H199V145H196ZM202 144H204V145H202ZM208 144V145H207ZM235 144V145H236ZM240 144V143H239ZM106 147H105V146ZM135 145H136V147H135ZM235 145H233V147H236ZM125 146V147H124ZM192 146V147H191ZM195 146H197V147H199V146H205L204 148H202V147H199V148H201L202 149V151L201 150H198V148L196 149L195 148ZM107 148V150L105 149V148ZM123 147H124V149H123ZM155 147H157V145L155 146ZM155 147H153V148H155ZM170 147V148H171ZM100 148H102V149H100ZM138 148V147H137ZM144 149V152H141L140 153V149H141V151H143V149ZM158 148V147H157ZM157 148H155V151H157L156 149ZM173 148V149H174ZM190 148V149H189ZM209 148V147H208ZM207 147L205 148V150H207L208 149ZM9 149L11 150V149H13V147L12 148H10L9 147ZM89 151H87V150ZM126 149H129V153H131V152H133L134 150H135V152H136V154L135 155H132V154H134V152L131 154V156H132V159H131V156L129 155V154H126L127 152H128V150L126 151ZM130 149H134L133 151H131L130 152ZM146 149V150H145ZM151 150V151H149V150ZM189 149V150H188ZM193 149H195V150H193ZM209 149H211V146H210V148ZM232 149H234V148H231L230 150H232ZM7 150V151H6ZM5 150V152H7L6 154H10L9 153V150L8 149H6ZM81 150V152H82V155H81V153L79 152ZM83 150H85V151H83ZM93 150V151H92ZM126 151L125 153L123 152V151ZM137 150V151H136ZM148 150V154L150 153L151 155H150V157L148 158V156L149 155H147L146 154V151ZM158 150H159V148H158ZM171 149H169V151H170ZM197 150H198V152H197ZM212 150H213V148H212ZM211 150V151H212ZM13 150H11L10 152H12ZM92 151V152H91ZM168 151V150H167ZM199 151L202 153V155L201 156H203V157H205V158H203V157H201V156H199ZM208 151V150H207ZM234 151V150H233ZM232 151V152H233ZM84 152V153H83ZM95 152V153H94ZM96 152H100V153H96ZM103 152V153H102ZM166 152V151H165ZM163 153L164 155H166L167 153ZM185 152V153H184ZM188 152V153H187ZM192 152V153H191ZM231 152V153H232ZM13 153V152H12ZM64 153H66L65 155H68V156H65L64 155ZM88 153H91L93 156H95V157H92V155L91 154H88ZM118 153V154H117ZM137 153H139L140 155H139V157H140V159H141V156H142V161H145V160H147L148 162H149V164H145V162L146 163H148L147 161H145V162H143L144 163V165L142 166V167H144V168H142V167H139L138 166V168L136 167L137 165H141L140 164V162L142 163V161L139 159V160H137V159H135L134 157L137 155ZM142 153H145L146 154V156L144 155V154H142ZM186 153H187V155H186ZM226 153V154H225ZM230 153V154H231ZM101 154V155H100ZM126 154V155H125ZM142 154V155H141ZM155 154H158V151H157V153L155 152ZM194 156H196V157H194ZM195 154H198V155H195ZM71 157H70V156ZM124 155H125V157H124ZM128 155V156H127ZM164 155H163V160H165V158H166V160H167V158L168 157H170V156H168V155H166V157H164ZM191 155L194 157V159H193V157H191ZM82 156V157H81ZM106 156V157H105ZM138 156V155H137ZM137 156H136V158H137ZM143 156H145V158H143ZM197 156H199L200 158H203L201 161H200V159H199V157H197ZM228 156V155H227ZM227 156L225 157V158H227ZM97 157H99V158H97ZM116 158V159H112V158ZM154 157H156V156H154ZM184 157H186V158H184ZM69 158V159H68ZM127 158H128V161H127ZM131 160H130V159ZM136 160V161H138V162H135L134 161V159ZM147 158V159H146ZM192 158V159H191ZM195 158H197V159H195ZM73 159V160H72ZM111 159H112V161L115 163V164H117V165H115L114 163V167L115 166H118V168H116L118 171H119V168L121 169V170H123V171H119V173H118V171L116 170V172H115V169H113V167L112 168H108V169H110V170H114V172L113 171H110V172H112L111 174L113 175L114 173H115V175L116 174H118V175H111L112 177H110L109 178V176H107V180H110V181H107V180H105V182L103 181V179H105L106 177H105V175L103 176V174H106L107 172L105 171L106 170V168L109 166L108 164H107V167H105V163L104 162H106V163H109L110 165H112V162H110L111 161ZM149 159V160H148ZM169 159V158H168ZM185 159V160H184ZM78 163H80V161H81V164H79L78 163V165H74V162L75 161ZM90 160V161H89ZM103 160V161H102ZM166 160L164 161V164H166L165 162H166ZM174 160L171 158V160L170 161H173L174 162ZM192 160H193V162H192ZM197 160H199L200 162H197V164H196V166H195V162L197 161ZM218 160V161H219ZM224 160H226V159H224ZM86 161V162H85ZM88 161H89V164H88ZM95 161V163H97V164H95V163H93ZM109 161V162H108ZM132 161H134V162H132ZM140 161V162H139ZM169 161V160H168ZM182 160H181V162H183ZM210 161V162H209ZM70 162V163H69ZM172 162V165H170V166H172L173 167V165L174 166H176V164L175 163H173ZM72 163V164H71ZM85 163V164H84ZM91 163V164H90ZM98 163H101L102 164V166L101 165H99ZM126 163V165H125V167H124V164ZM128 163L130 164L129 166H128ZM131 163H133V165H135V164H137V165H135V166H133L132 165V167H131ZM142 163V164H143ZM170 163V162H169ZM191 163H192V165H191ZM193 163H194V166H193ZM215 163H217V164H215ZM53 164H54V166H53ZM88 164V165H87ZM119 164L121 165V167H123V169L121 168V167H119ZM180 164H182V166L180 165ZM206 164V163H205ZM203 165L202 167H200V169L201 168H203L204 166H205V168L208 166L207 164V166L206 165ZM215 164V165H214ZM225 164V165H226ZM73 165L75 166V167H78L79 165H81V166H79V171H78V168H75V167H73ZM91 165V166H90ZM96 165H98L99 166V168H98V166H97V168H96ZM150 165V166H149ZM53 166V167H52ZM89 166H90V168H89ZM149 166V167H148ZM192 167V168H190V167ZM56 167V168H55ZM80 167L82 168V167H84V168H82V170H84L85 172H87V174L85 175V172L84 171H82L81 169H80ZM100 167H102L101 169H100ZM104 167V168H103ZM134 167L136 168V169H134ZM148 167V170L147 169H145V168H147ZM193 167H194V170H192L193 169ZM213 167V168H212ZM230 167V168H231ZM55 168V169H54ZM75 168V169H74ZM128 168H130V169H128ZM141 168H142V170H141ZM191 169V170H188V169ZM48 169V170H49ZM54 169V170H53ZM89 169V170H88ZM103 169H105V170H103ZM128 169V170H127ZM137 169H140V171H142V173L140 174L139 173V171L137 172L136 170ZM143 169H145V170H147V171H143ZM182 169V170H181ZM198 170V169H196V170H198V171H201V170ZM223 169H224V171H223ZM232 169V168H231ZM74 170V171H73ZM88 170V171H87ZM132 170H135V172H133ZM187 170H188V172H187ZM204 170V168L202 169V171ZM206 170H207V168H206ZM93 171V172H92ZM102 171H105L106 173H103ZM108 172H109V170H107ZM191 171V173L194 175V176H191V177H189V176H187V173H189ZM227 172L228 171H230L229 169H227L226 170ZM72 172V173H71ZM103 173L102 174V176H100L101 174H98V173ZM110 172H109V174H110ZM121 172V173H120ZM226 172V173H227ZM138 173V174H137ZM144 173V174H143ZM191 173H190V175H191ZM216 173V174H217ZM222 173V174H221ZM230 172H228L227 173V175L229 174ZM231 173H234V171L233 170H231ZM230 173V174H231ZM240 173V172H239ZM242 173V172H241ZM89 174V175H88ZM108 174V173H107ZM139 176V179L137 178V175ZM146 175L141 181H142V183L140 182V178H141V176L140 175ZM221 174V175H220ZM124 175V176H123ZM182 175H184V176H182ZM226 175V179H230L231 177H228ZM242 175V174H241ZM72 176H75V177H73V180H71L72 179ZM99 176V177H98ZM118 176V177H117ZM186 176V177H185ZM232 176V175H231ZM68 177V178H67ZM103 177V179H100V178H102ZM105 177V178H104ZM134 177V178H133ZM136 177V178H135ZM239 178H241V176H238ZM53 178H54V180H53ZM60 179V181L58 182L57 181V179ZM112 178V179H111ZM128 178V179H127ZM184 178V179H183ZM185 178L187 179V182L185 181ZM207 178V180L208 181H210L209 179ZM263 178V177H262ZM51 181H50V180ZM58 179V180H59ZM100 179V180H99ZM122 179V180H121ZM136 179V180H135ZM204 179H205V177H204ZM220 179H221V181H220ZM233 179V178H232ZM264 179V178H263ZM53 180V181H52ZM69 180H71V181H69ZM170 180V181H171ZM56 183H55V182ZM65 181H68V183L67 182H65ZM74 181V182H75ZM103 181V182H102ZM107 181V182H106ZM113 181V182H112ZM137 181V182H136ZM171 181V182H172ZM194 181H195V184H194ZM198 181H200V182H198ZM231 181V180H230ZM50 182H51V184L53 185V187H52V185L50 184ZM103 184H102V183ZM139 182V183H138ZM169 182V181H168ZM168 182H167V184H168ZM181 182V183H180ZM183 182V183H182ZM184 182H185V184H184ZM197 182H198V184H197ZM202 182H203V184H202ZM222 182H223V184H225V185H222ZM234 182V183H233ZM105 183H107L108 184V186H107V184H105ZM109 183L111 184V186H109ZM193 183V184H192ZM105 184V186H106V188L108 187V190L106 191V192H104L103 193V190L105 191V187H103V186H101V185H104ZM125 184V185H124ZM130 184H132V185H130ZM138 184H140V185H138ZM166 184V185H167ZM181 184V185H180ZM197 184V185H196ZM200 184H202V185H200ZM206 184H205V187H206ZM232 184V185H231ZM233 184L235 185V187H237V188H235L234 189V186H233ZM45 185V183L43 184V189L45 188L46 190H47V188H48V190L46 191V192H44V190H40L41 191V193H40V191L39 192H37V191H35L34 192V194L32 195V198L34 197V199H33V201H35V200H37L38 201V203H37V201H36V203L38 204V206H37V204L35 205V204H32V205H35V208L36 207H39V211H40V209H41V207H43L44 205H41L40 204V202L41 203H43L44 204V199H45V197L47 196V195H49V194H51V192L54 190H52V191H50V189H49V187H45L46 186ZM169 185V184H168ZM170 185H172V184H170ZM177 185V186H176ZM86 186H88V187H86ZM133 186V187H132ZM181 186V187H180ZM184 186H185V188H184ZM188 186V187H187ZM200 186V187H199ZM231 186H233V188L231 187ZM104 188V189H102V192L100 193V188ZM114 187V188H113ZM140 187H141V189H140ZM168 187V188H167ZM204 187V186H203ZM228 187V188H227ZM229 187H231V188H229ZM167 188V189H166ZM210 189L211 191L209 192V191H207V189ZM42 189V188H41ZM56 189V188H55ZM182 189V190H181ZM90 190V191H89ZM163 190H162V194L164 193L163 192ZM205 190H206V192H205ZM240 190V189H239ZM48 191L50 192L49 194H48ZM183 191V192H184ZM194 191V192H193ZM203 191H204V193H203ZM235 192V191H237L236 193H237V196H236V194H235V196H234V194L232 193V192ZM42 192L45 194V193H47V195L46 196H43V194H42ZM72 193V194H70V193ZM128 192V193H127ZM144 192V191H143ZM143 192H141V195H142V193ZM169 192H167L166 191V193H169ZM191 192H189V194H191V196H190V199L192 198V193ZM198 192H200V193H198ZM209 192V193H208ZM54 195H55V193L56 192H52ZM69 193V194H68ZM107 193H109V194H107ZM139 193V194H138ZM186 193V195H188ZM198 193V194H197ZM201 193H203V194H201ZM41 194V195H40ZM53 194H51V195H53ZM107 194V195H106ZM120 194V195H119ZM165 194V193H164ZM194 194H196V195H194ZM84 196L85 198H79L80 196ZM87 195H88V197H87ZM131 195V196H130ZM137 195V196H136ZM140 195V196H141ZM185 195V196H186ZM205 195V196H204ZM66 196V197H67ZM81 196V197H82ZM189 196H188V198H189ZM195 196V197H194ZM235 198V199H233L232 200V198L233 197ZM91 199L90 201H88V199ZM119 198V199H118ZM186 198H187V196H186ZM187 198V199H188ZM230 198V199H229ZM40 199H42V200H40ZM64 199V200H63ZM79 199H81L84 203H87V202H85L84 200L86 199V201H88V204H86L85 206V208L87 209V211H86V209L84 208V210H85V214H83L82 212L84 211V210H80L81 208H82V206H84V205H81V203H78L79 201L80 202H82L81 200H79ZM84 199V200H83ZM128 199H129V201L131 202V204H129L128 203ZM227 199V200H226ZM5 199H3L2 201H0V202H3ZM6 200L7 201H4L5 202V204H3V205H5L6 206V208H5V206H3L2 204H0V208H1V210H0V218H2L1 217V215L2 216H5L3 219H5L6 220V223H5V220H1V222H4L3 224H7V222H8V224L10 223V222H12L11 224H13L14 222H16V223H14L16 226L14 227H12V225H11V228H13V230L12 231H14L15 230V232L17 231L18 232V234H23V230L21 229L23 226H22V223L21 222H19V221H22V222H24V220L26 219V221H28V219L30 218V216L32 217V213H34V211L36 212L37 210H38V208H36V209H34L33 210V212H31V210L30 209H32V208H34L33 206H31V204H30V208H29V213H27L28 215H27V217H29V218H26L25 216H26V213H25V211L23 210V208H21L20 210H18L19 208L17 207H15V206H17V205H14V202H13V200L11 201V202H13L12 204L14 205H10L11 203H10V201L8 200V198H6ZM79 200V201H78ZM139 199H137V201H138ZM126 201V202H125ZM194 201V202H193ZM221 201V202H220ZM228 201V202H227ZM230 201V202H229ZM232 201V202H231ZM9 202V204H7ZM135 202V203H134ZM191 202H193V203H191ZM220 202V203H219ZM227 202V203H226ZM32 203V202H31ZM135 204V205H142V206H139L138 205V207H135V205H133V204ZM7 204V205H6ZM74 204V205H73ZM78 204V205H77ZM79 204H80V206H81V208H79V210L78 211H80V212H78L77 211V209H78V206H79ZM148 204V206H146ZM2 205V206H1ZM8 205H10V206H12V207H14V209H16V210H14L13 211V208H11V209H9L8 207H10V206H8ZM40 205H41V207H40ZM129 205V206H128ZM130 205H132V206H130ZM143 205H144V207H146V209H144V207H143ZM175 205H176V208H178V209H176L175 208ZM179 205V206H178ZM208 205V206H207ZM61 205H60V211H62L63 212V209L64 208H62V210H61V207H62ZM75 206V207H74ZM170 206H173L172 208H173V211H175L174 209H176L177 211H175V212H178L179 214H181V215H179V216H184V218L182 217H180V220L178 219L179 218V216H177L176 218L179 220H177V219H175L174 220V217L173 216H171L172 217V219L170 218V220L168 219L167 220V218L168 217H170V215H171V211H172V208H171V210H170ZM195 206V207H194ZM226 206V207H225ZM4 207V209H2ZM71 207V208H70ZM77 207V209H75ZM131 207H132V211H128L129 210V208L131 209ZM155 207H157V208H155ZM183 207V206H182ZM184 207H183V209H184ZM58 208V207H57ZM56 208V209H57ZM74 208V209H73ZM140 210H139V209ZM149 210H148V209ZM155 208V210H156V212L159 214V215H157V213H155V211H153V209ZM168 208H169V210H170V215L168 216L167 214H169L168 213ZM230 208V209H229ZM8 209V210H7ZM55 209V210H56ZM71 209H72V211H71ZM134 209V210H133ZM142 209V210H141ZM182 209V210H183ZM229 209V210H228ZM21 210H23V212H24V214H22V215H25L24 217V219L22 220V218H23V216H21V213L20 214H18V212H20ZM67 210V209H66ZM147 211L148 210V212H146V213H149V212H151V213H153V214H155V215H157V216H150V214H148V216L146 215V213L144 212V211ZM228 210V211H227ZM264 209H262V211H263ZM2 211L4 212V215H3V213H2ZM18 211V212H17ZM27 211V210H26ZM65 211V210H64ZM82 211V212H81ZM134 211H136V212H134ZM141 211V212H140ZM153 211V212H152ZM166 211H167V213H166ZM172 211V212H173ZM194 211V212H193ZM22 212V211H21ZM22 212V213H23ZM31 212V213H30ZM57 212H59V209L57 210ZM56 212V213H57ZM62 212H60L59 213V215L60 214H62ZM88 214H87V213ZM118 212V213H117ZM124 212V214L126 215V214H129V216L127 215L126 217H123L122 215H124V214H122ZM132 214H131V213ZM142 213L143 212V214H141L140 215V213ZM161 214H160V213ZM186 212H187V214H186ZM188 212H190V214L188 213ZM197 212V213H196ZM6 213V214H5ZM65 215H66V212H63ZM69 213V212H68ZM78 213H80V214H78ZM184 213V214H183ZM235 213V214H234ZM9 214V215H8ZM36 214H38V212L36 213ZM36 214H34L35 216H36ZM118 214H120V215H118ZM138 214V215H137ZM152 214V215H153ZM173 214H174V212H173ZM172 214V215H173ZM201 214V215H200ZM259 214H260V212H259ZM20 217H19V216ZM30 215V216H29ZM64 215V216H65ZM85 215V216H84ZM86 215L88 216V218L86 217ZM130 215H132L133 217H134V215L136 216V217H132V216H130ZM143 215H146V217H144ZM162 215V216H161ZM164 215V216H163ZM167 215V216H166ZM175 215H177V214H175ZM261 215H264V213L263 214H261ZM6 216H8L9 218H6ZM62 216H63V214H62ZM141 216V217H140ZM189 216V217H188ZM191 216V217H190ZM19 217V218H18ZM90 217V218H89ZM132 217V219H130ZM142 217H144L145 219L146 218H150L151 217V221H154V222H152V224H151V222H150V225H149V227H142L143 225H144V220L142 219ZM159 217H160V219H159ZM186 217V218H185ZM203 217V218H202ZM222 217V218H221ZM235 218H236V216H234ZM17 218H18V220H17ZM74 218H75V216H74ZM127 218H129V220L127 219ZM156 218H158V219H156ZM195 220H194V219ZM229 218H231V219H229ZM9 219H13V220H9ZM19 219H21V220H19ZM136 219H138V220H136ZM140 219H141V221H140ZM163 219V220H162ZM184 219V220H183ZM187 219V220H186ZM191 219L193 220V221H191ZM226 219V220H225ZM8 220V221H7ZM126 220V221H125ZM172 220H174L175 222H173V226L175 227V228H179L178 229V231L174 228V227H171V225H169V224H171V222H172ZM178 221V226L179 227H177V224H176V222ZM189 220L191 221V222H189ZM229 220L230 221H233L234 220V223H232V224H235L233 227H236L234 230H233V228H232V225L231 224H229L230 222H229ZM26 221H25V223H26ZM79 221V222H78ZM86 221H88V223H86V224H84V222ZM117 221V222H116ZM124 223H123V222ZM130 221H132V222H130ZM139 223H138V222ZM170 223H169V222ZM184 221H185V223H184ZM198 221V222H197ZM200 221V222H199ZM208 221V222H207ZM236 221V222H235ZM78 222V223H77ZM256 222H259V224L258 223H256ZM262 222H264V221H262ZM21 223V224H20ZM71 223V224H72ZM82 223L84 224V225H86V226H84V225H82ZM116 223H117V225H116ZM126 223V224H125ZM199 223V224H198ZM202 223V224H201ZM223 223V224H222ZM2 223H0V236L2 237V234H4L5 233V231L8 233V231L9 230H11V229H9V230H7V228L6 227H8L9 225L7 224V226L6 225H3ZM72 224V225H73ZM135 224H137V226L134 225ZM143 224V225H142ZM195 224V225H194ZM203 224H205V227H204V225ZM17 225H19L18 227H20L19 228V230H18V227H17ZM70 225V224H69ZM71 225V226H72ZM88 225H91V226H88ZM142 225V226H141ZM151 225H152V227H151ZM156 225V226H155ZM166 225H169L168 227L169 228H172V229H170V231L168 232V230H169V228L166 226ZM176 225V226H175ZM200 225V226H199ZM202 225H203V227H202ZM261 225H263L264 226V223L263 224H261ZM22 226V227H21ZM87 226L88 227H99V229H97V231H95L96 230V227L94 228V229H92V231L93 232H98V234L96 233V235L91 231V228H88L89 229V231L87 230ZM118 226H120V227H118ZM128 228H127V227ZM138 226H140V227H138ZM197 226V227H196ZM76 227V228H75ZM92 227V228H93ZM103 229H102V228ZM194 227V228H193ZM199 227H200V229H199ZM3 228H6V230L5 229H3ZM10 228V227H9ZM15 228V229H14ZM80 230V232H78L79 230ZM85 228H86V230L88 231V233H86L85 232ZM105 228H107V230L108 229H111L112 231H113V233H114V236H113V234H112V231L111 230H106L107 231V235H105L106 234V231H105ZM115 228V229H114ZM120 228V229H119ZM127 228V229H126ZM132 229V231L130 230V229ZM152 228V229H151ZM174 228V229H173ZM262 227L260 226V229H261ZM17 229V230H16ZM20 229H21V232H20ZM72 229V230H71ZM125 229V230H124ZM146 229V230H145ZM148 229V230H147ZM168 229V230H167ZM238 229V228H237ZM251 229V228H250ZM5 230V231H4ZM70 230H71V232H70ZM78 230V231H77ZM104 230V231H103ZM120 230V231H119ZM127 230H129V231H127ZM137 230H141L142 232L144 231V235H142L141 236V231L138 233V231ZM163 230V231H162ZM173 230V232H174V230L175 231H177V232H174V234L171 232ZM56 231H54V232H56ZM59 231V232H58ZM70 233H69V232ZM91 231V232H90ZM111 231V232H110ZM118 231V233L116 234V232ZM131 231V232H130ZM137 231V232H136ZM248 231V232H247ZM4 232V233H3ZM15 232H13L14 233V235H12L11 234V232H9L8 233V238H9V235L11 234L12 236H13V238L10 236V239L12 238V239H14L15 240V238L14 237H16V239L17 238H19L18 237V234H17V232L15 233ZM73 232V233H72ZM82 232V234L84 233V235L87 237V239L89 240V242L88 241H85L84 242V239H85V237L83 236V235H81V234H79V233H81ZM90 232V233H89ZM147 232H149L150 234H151V237L149 236V233L147 234ZM161 232H162V234L163 235H161ZM202 232V233H201ZM236 232V233H235ZM237 232H240V233H237ZM6 233V234H7ZM77 233V234H76ZM95 236V238H97V240L94 238V236L92 235V234ZM102 233V235H100ZM110 233H111V235H110ZM120 233H122V234H120ZM138 233V234H137ZM145 233H146V235H145ZM160 233V234H159ZM170 233H172V234H170ZM175 233L177 234L176 236H175ZM44 234V235H43ZM45 234H46V236H45ZM67 234V235H68ZM89 234V235H88ZM92 236H91V235ZM157 234V235H156ZM57 235V234H56ZM71 235H76V236H74L76 239H73L74 237L73 236H71ZM78 235H79V238H78ZM81 235V236H80ZM97 235H98V237H97ZM100 235V236H99ZM109 235V236H108ZM231 235V236H230ZM238 235V236H237ZM4 236V235H3ZM44 238H43V237ZM60 236V237H59ZM111 236V237H110ZM120 236H121V238H120ZM124 236V237H123ZM147 237V238H145V239H147L146 241H144V238L143 237ZM154 236V237H153ZM179 236V237H178ZM200 236V237H199ZM0 237V264H5V262L7 261V264H9L8 263V260L10 259V258H7V256H6V254L8 253V252H10L11 250H10V246L12 245L11 243L13 242H15L16 244L14 245H12V248L11 249H17V248H19V246L17 247L16 245L18 244V242H20V241H22V240H25V238H24V236H21L20 235V237L21 238H19L20 240H18L17 239V242L16 241H10L9 239H8V241L6 240V238L7 237H2L1 238ZM81 237H83L82 239L83 240H80V238ZM90 237H91V239L92 240H90ZM93 237V238H92ZM101 237V238H100ZM126 237V238H125ZM150 239H149V238ZM171 237V238H170ZM173 237V238H172ZM175 237V238H174ZM246 237V238H245ZM260 238L259 240H258V238ZM24 238V239H23ZM51 238L52 239H54V240H51ZM111 238H113L114 240H112ZM167 238V239H166ZM177 238V239H176ZM252 238V239H251ZM32 239V240H33ZM38 239V240H37ZM63 241H62V240ZM107 239H108V241H107ZM170 239V240H169ZM176 239V240H175ZM180 239V240H179ZM5 240V241H4ZM31 240V246H32V244H35L36 242L33 240L32 241ZM69 240V241H68ZM72 240H74V242L72 241ZM78 240V241H77ZM97 241V242H94V241ZM117 240V241H116ZM135 240V241H134ZM140 240V241H139ZM175 242H174V241ZM228 240H229V242H228ZM260 240H261V242H260ZM46 241V240H45ZM55 241H56V244H55ZM68 241V242H67ZM80 241V242H79ZM105 241V242H104ZM112 241V242H111ZM158 241V242H157ZM170 241V242H169ZM173 241V242H172ZM196 241H197V243H196ZM258 241L260 242V244H261V246H260V244L258 243ZM9 242V243H8ZM23 242V241H22ZM22 242H20V243H22ZM73 244H72V243ZM77 242V243H76ZM84 242V243H83ZM92 242V243H91ZM111 242V245L110 244H108L107 246H105V244L104 243H110ZM157 242V243H156ZM243 242V243H242ZM19 243V244H20ZM38 243V242H37ZM62 243H64V244H62ZM71 243V245H73L72 246V248H74V249H76V248H78V246H80L79 248H78V251H77V253L80 255V257H77V256H79L78 254L76 255L75 253H74V255L73 256H71L73 253H71L70 255L68 254L67 255V252L65 251V250H67V251H69L70 249H71V245H69ZM75 243V244H74ZM96 243V244H95ZM102 243L104 244L103 246H105V247H103L102 246ZM113 243V244H112ZM115 243V244H114ZM118 243V244H117ZM146 243V244H145ZM7 244H8V246L10 247H8L7 246ZM52 244V245H51ZM76 244H78L77 246H76ZM91 244V245H90ZM93 244V245H92ZM97 244H99V247H98V245ZM169 244V245H168ZM183 244V245H182ZM260 246V247H257L258 245ZM23 244H21V246H22ZM55 245V246H54ZM64 245V246H63ZM65 245H67L66 247H65ZM74 245H75V247H74ZM90 245V246H89ZM95 245V246H94ZM97 245V246H96ZM143 247H142V246ZM14 246H16V248H13ZM53 246H54V248L55 249H51V248H53ZM61 246V247H60ZM70 248H69V247ZM92 246H94L93 248H91ZM108 246H110L109 248V250H108V252L110 253H108L107 252V254H109L108 256H106L105 257V262L104 261H101V258H102V260L104 259L103 257H101L100 258V255L102 256V254L103 255H105L106 253H103V251H105L104 250V248L106 249H108ZM114 246V247H113ZM126 246V247H125ZM138 246V247H137ZM164 246V247H163ZM166 246V247H165ZM171 246V247H170ZM199 246V247H198ZM29 247H30V245H29ZM56 247H58L57 249L60 251V253L58 252V250H56ZM112 247V248H111ZM131 247L133 248V249H131ZM142 247V248H141ZM252 247V248H251ZM60 248V249H59ZM65 248H67V249H65ZM82 248V249H81ZM91 248V249H90ZM100 248V249H99ZM101 248H103V249H101ZM192 248V249H191ZM249 248V249H248ZM257 248H259V249H257ZM263 248V247H262ZM44 249H45V252H44ZM65 249V250H64ZM95 249V250H94ZM106 249V250H107ZM111 249L113 250V252L116 254V256H114L115 257V259H114V257L111 259L110 258V255L112 254L111 253ZM162 249V250H161ZM3 250V251H2ZM14 250H12V252H10V255H8V257L10 256V257H12L11 259H10V261L12 260H14L15 258L13 257V256H11V255H14L15 254V252H16V250L14 251ZM18 250V249H17ZM23 250L21 251V252H23ZM54 252H53V251ZM62 250V251H61ZM91 250V251H90ZM93 250V251H92ZM97 250H100V251H97ZM101 250H103L102 251V254H100L101 253ZM131 250V251H130ZM134 250V251H133ZM137 250V251H136ZM143 250V251H142ZM163 250H165V252L163 251ZM251 252H250V251ZM263 250V253H264V249H262ZM262 250H261V252H262ZM30 251V250H29ZM37 251V250H36ZM43 251V252H42ZM50 251H52V252H50ZM56 251V252H55ZM64 251V252H63ZM97 251V252H96ZM195 251V252H194ZM198 251V252H197ZM7 252V253H6ZM14 252V253H13ZM49 252V253H48ZM58 252V253H57ZM66 254L65 256L68 258V259H64V254ZM66 252V253H65ZM92 252V253H91ZM97 253V255L98 254H100L98 257L99 258H97V255H96V259H95V257H91L94 253ZM134 254H133V253ZM173 252V253H172ZM176 252V253H175ZM13 253V254H12ZM50 253H52V254H50ZM125 253V254H124ZM165 253V254H164ZM253 253V255L255 256H252L251 254ZM3 254H4V256H3ZM9 254V253H8ZM56 254H58V255H56ZM63 254V255H62ZM83 254V255H82ZM122 256V258L120 259L121 261H122V263L120 262V260H119V258H120V255ZM179 254V255H178ZM182 254V255H181ZM249 254V255H248ZM261 254V255H260ZM16 255V254H15ZM14 255V256H15ZM30 255V256H29ZM50 256L49 258L50 259H48L49 261H47V258L48 257H46V256ZM53 255V256H52ZM60 255V256H59ZM91 255V256H90ZM95 255V254H94ZM93 255V256H94ZM117 255H119V256H117ZM130 255V256H129ZM137 255V256H136ZM147 255V256H146ZM153 255V256H152ZM159 255H160V257L162 256V260H156V259H159L158 257H159ZM165 255L166 256H168V257H166V258H164L165 257ZM170 255H172V256H170ZM24 256V257H23ZM61 256L63 257V258H61ZM75 256V257H74ZM82 256V257H81ZM146 256V257H145ZM16 257H18V256H16ZM21 257H22V259H21ZM42 257V258H41ZM51 257H53V258H51ZM54 257H56V260H55V258ZM65 257V258H66ZM69 257H71V258H69ZM107 257H109V258H107ZM112 257V256H111ZM118 257V258H117ZM248 257H250V258H248ZM251 257H253V258H251ZM257 257V258H256ZM5 258V259H4ZM14 258V259H13ZM27 258V259H28ZM58 258H59V260H61V261H59L58 260ZM79 258V259H78ZM87 258H88V260H87ZM92 258H93V260H92ZM116 258L118 259L117 261H119V262H117L116 261ZM154 260H153V259ZM201 258V259H200ZM204 258V259H203ZM17 259V258H16ZM15 259V260H16ZM76 259H78V260H76ZM100 259V262L98 261ZM129 259V260H128ZM146 259V260H145ZM149 259L151 260L150 262H149ZM209 259V260H208ZM6 260V261H5ZM51 260H53V261H51ZM80 260V261H79ZM98 262H97V261ZM156 260V261H155ZM165 260V261H164ZM202 260V261H201ZM253 260V261H254ZM9 261V262H10ZM63 261V262H62ZM65 261H67V262H65ZM84 261V262H83ZM137 261V262H136ZM143 261V262H142ZM167 261V262H166ZM199 261V262H198ZM205 261V262H204ZM207 261V262H206ZM253 261H250V263L251 262H253ZM61 262V263H60ZM112 262H114V261H112ZM111 262V263H112ZM115 262L114 263H112V264H115ZM149 262V263H148ZM165 262V263H164ZM194 262V263H193ZM201 262V263H200ZM10 264H11V262H10ZM21 264V263H20Z\"/></svg>",
  "mask_w": 264,
  "mask_h": 264
}]
</instances>
